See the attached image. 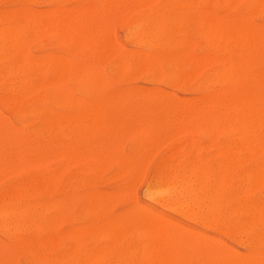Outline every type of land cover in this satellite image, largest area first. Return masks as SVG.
I'll use <instances>...</instances> for the list:
<instances>
[{
    "label": "rangeland",
    "instance_id": "374dc122",
    "mask_svg": "<svg viewBox=\"0 0 264 264\" xmlns=\"http://www.w3.org/2000/svg\"><path fill=\"white\" fill-rule=\"evenodd\" d=\"M21 1H19V0H0V16L2 17V18H0V26L1 27L7 26V27H5V30H6V28L8 30H10V28H11V30L17 29V31H19L21 33V41H20L18 47L15 49V51H12V50H9L6 52L0 51V75H1L0 81H2V82H0V99H1L0 100V114H1L0 115V140H1V137L3 138V142L0 141V146L5 147L7 151L8 150L10 151L12 149V151L14 152V155H13L12 151H11V153H9V155L10 156L13 155V156H11V158L14 157V159H15V160L11 159L10 162H8V160L10 159L9 156H7L9 151L7 152V154H5V157H4V155H1V153H0L1 161H2V157H3V161H4V158H6L4 162L2 161L3 164L0 163L1 164L0 165V168H1L0 172H3L4 168L6 167L5 168L6 170L4 171V173H0V199L4 198L5 192H7L5 196L8 195L10 188L12 189L14 186H16L18 184H23L24 180H25L24 184H30L31 181L33 180V178H35V177L39 178V176H40V179L45 178V179L49 180L50 178L56 177L58 175L57 178H59V179H58L57 183L53 187L51 186L52 188L50 187L51 191H49V192L47 191L44 194V197H43V194L40 195L36 192H33L32 190L30 191L29 190L30 188H29L27 191L30 192V194L26 191V195H27L26 201H29L33 204H38L41 207H42V203H43V205H45V207L43 206V209H44L47 206H49L50 203L56 202V200L58 198L57 195L64 194V195H66L65 197L67 198V202L69 204H67V202H66L65 209H64V211L66 213L65 215H62V214L57 215L55 213L49 214V212H48V214L45 215L46 217L45 216H39V215L35 217L34 215H36V214L25 213L22 218L15 219L16 221L13 219L12 220L13 222L11 221V219H8V221H7V219H0V221H1L0 222V250H1V246H2V250H1L2 253H0V262H1L0 264H12L13 260H14L13 264H18V263L19 264H25V262H26V264H29V263L30 264L31 263L32 264H38V263L39 264H49V263L55 264V262H56V264H64L65 262H66L65 264H78V263L83 264V261H84V264H94V262H95V264H98L97 261H99V264H103V262H104V264H108V263L109 264H115L116 262H118L120 264H124L126 262H129V263L132 262L133 263L134 261H135V264H141L143 259H144L142 250L144 249V247L146 245L148 248L149 244H150V246H149V248H150L153 244L151 242H153V240H154L153 239V240L149 241V239L151 237L149 238L148 235H151L153 233L149 234L150 233L149 230H151V229L148 230L147 226H145V225H148V228H149L151 226V224L154 222L153 220H151V223H149L148 220H144V219H146V217H148L149 212H150V214L153 213L155 215H158L159 217L157 216V219L160 218V220H161V217H162V219H164L165 221L169 220V221H167V223H171V225H173L172 224V222H173V223H176L177 226H183V227H186L188 230H190V233L184 232V231H181L179 229H176V227H174V229H173V227L170 228L171 226L169 227V224H168V227L166 228L167 229L166 232H167V237H168L167 240H168V243L171 244V246H170L171 248L169 250L170 253L167 251V253H168L167 260H166V257H167V254H166L165 257L162 256L164 261L161 260L160 264H161V262H162V264H164L165 261H166L165 264H167V263L168 264H175V262H176V264H178V261L180 262V260L183 261L184 264H200V262H201V264H203V263L209 264V262H210V264H213V263L215 264V262H216L215 259L218 257L217 253L219 254V252H220V251L218 252L220 247H222L224 249V251H223L221 248V254H220L221 256L222 255L224 256L225 253L228 251L231 252V250L233 253V250H234L233 254H235V255L231 254V255H233V257H230V259H229L230 264H232V263L234 264V262L236 263V262L242 261L243 257H245V258H243V261H245L248 264H254V262H255V264L256 263L258 264L259 262H260V264H263L264 263V238H263L264 237V234H263L264 233V184H263L264 183V178H263L264 177V152H263L264 151V127L262 128V130H260V129H256V131L254 130L253 136L251 137L250 142H249V138H247L248 135L246 136V133L248 134V131H247L248 126H245V124L242 121L239 122V120H235L236 121L235 122L233 120V123L234 122L235 123L232 124V122H231V124L229 123L228 126H226V125L225 126H219L218 125V128L220 130H218V128H216L217 125L215 122L219 120V117H220V120H221V118L224 119V118L229 117L227 115H229L228 111H230L231 109H228V105H227L228 103L227 102L230 101L229 99H233L234 97L239 95V93L240 94H244V92L249 93V94L251 93V95L254 96V98L257 96L256 97L257 100H259V101L264 100V98H263L264 97V88H263L264 87V77H263V74H261L262 72L264 73V47H263L264 46V44H263L264 43V40H263L264 39L263 38L264 37L263 36L264 35V18H263V16L264 15L261 14V13L264 14V8L262 10L258 7L248 9L247 8L249 5L248 0H240L237 2H233L234 4L230 0H217V1H215V0H210V1L209 0H194L193 5L191 4L192 5V7H191L192 8L191 9L192 14L197 15V14H203L205 12V14H207V15L210 14L208 16H212V17L214 16L212 14H215V16L213 18L218 19L219 22H222L225 25H228L229 23L232 25L234 23V17H237V18L242 17V18H244V20L246 22L248 21L247 22L248 24H250V22H251V24H250L251 27L253 28L254 32L256 31L255 34L257 37V39H256L257 43L255 42L253 50H252V47H251V49H249V51L252 50L251 52L248 51V53H250L251 55L249 54L250 56H248L247 53H243L244 58L241 59L242 50L240 48L236 47L235 43L232 42V40L230 41V43H227V41L226 42L220 41L221 43L216 42L217 44L216 43L211 44V42L208 41L209 42V44H208V42H206V41L210 39V36L207 35L209 33H207L205 29H204V31H202L203 28H201V27H190V28H195L196 30L195 29L194 30L196 32L192 29L190 31V29L187 28L188 33H186L187 32V31H185L186 28H185V30H183L184 29L183 28V29H181L183 31L178 30L174 34V38L177 40L181 39V41L182 40L188 41L187 45L190 44V45H188V47L189 46L190 47L187 48V54L189 55V60L187 59L186 61L182 62L181 65L182 64H184V65L181 66L178 71H176L175 67L178 66L176 59L175 58H174V60L172 59V62H171V59L170 60H168V59L170 56L172 57V54L174 55L175 53H179L180 52L179 49L171 48L167 44H166L167 45L166 46L164 43H163L164 44L163 45L161 42L159 45H156L155 49L150 50V49L143 47L141 45L132 44L128 40V35L133 28V24L140 19H144V17L146 18V16H147L146 14L149 13L153 7H154L153 9L159 8L163 4L167 3L168 0H163V1L162 0H154V1L153 0H138V1L137 0H125V1L120 0L121 2L119 0H113V1L111 0L112 2H110L108 0H104V1L103 0H86V1L85 0H57V2H56V0H55V2H53V0L52 1L51 0H24V1L21 0ZM49 1L53 2V4L50 3ZM101 1L103 3H101ZM169 1H172V2H175L178 4H184L186 0H169ZM197 1L199 3H201L202 1L204 2L202 4H203V7L205 6L204 7L205 10H201L197 7V5H198ZM227 1H229V3ZM226 2H227V4H226ZM126 3H127V5H126ZM218 3H220V4H218ZM246 3H248V4H246ZM230 4L232 6H230ZM157 5H159V6H157ZM77 6H78V8H77ZM86 6L88 8L87 10L84 8ZM92 6H93V8H92ZM116 6H118V7H116ZM53 7H55L56 9L58 8V10L56 11V9ZM59 7H61V9ZM82 8L84 9V12H83ZM22 9L24 11H22ZM48 9L51 10V13H50V11H48ZM52 9H53V11H52ZM54 9H55V11H54ZM59 9H60V11H59ZM79 9H81L80 15H81V13L83 15H84V13L87 14V15H84L85 18L84 17L83 18L84 19L87 18L86 22L88 25H91V24L94 25V23L97 22V24L95 23V25H98L99 27L98 26H94V27L100 28L99 31H101V34L99 33L98 29L96 28L95 35L97 33H99L97 35L101 36V37L98 36L100 39H96L98 37H95V35L90 32L88 27L91 28L92 26L90 27V26L86 25L84 20L81 18L83 15L81 17L79 15ZM92 9H93V11H92ZM257 9H259V10H257ZM26 10L28 11V13ZM70 10H71V12H70ZM245 10H246V12L248 11L250 13L247 12L248 13L247 14L245 12ZM17 11H18V15L16 14ZM39 11L40 12L47 11V12L45 13V16H44V13L38 14L37 12H39ZM88 11H90V13ZM218 11H220L221 14H219L220 12H218ZM11 12L15 13V14H12ZM20 12H23L24 14H29L30 16H31V13L33 12L32 16H31L32 21L30 20L29 22H24V21L22 22L20 20L21 18L17 19V17H19V15H21V14L23 15V13H20ZM34 12H36V15L38 14L37 15L38 22L37 21H35V22L40 29L37 28L35 25L33 16L36 17V15ZM2 13H6V14L4 15ZM49 13L51 15L46 16V14H49ZM63 13H65V14L63 15ZM67 13H68V16H67ZM73 13H74V15H73ZM7 14L9 15L8 17H7ZM89 14H92V16ZM58 15H61L62 17L66 16L65 18L64 17L62 18L63 20H66V21L71 20V18L69 16L72 15L71 16L72 19L75 21L77 20L76 22L78 23V27L79 28L81 27L80 29H82V27H84V29L89 30L87 33H85V35H87V37L85 38V35H83V33L80 30H78V36L76 38L77 40L75 39V37H76V35L74 34L75 32H72V34H73V35H71L72 39H71V37L69 38V40L70 39L72 40V41H70L71 46L69 45L70 42L68 39L65 40V41H67L68 44L64 40L60 41L62 38L61 36L59 37V39H60L59 40L60 42H59L55 38V36L56 37L59 36L57 34H60V31H61V30H59V28H60L59 25H60L62 19L59 16L60 21L57 20ZM95 15H97L98 20H100V21L96 20L97 18L95 19V17H94ZM40 16L44 20L48 19L50 16L55 17V18L54 17L52 18L54 21L52 23H54V24L50 27V29L52 27L54 28V29L52 28L53 30L51 29V33H53V35L49 32L50 31L49 29L45 30L43 27H41L40 23L42 22L43 19H41ZM74 16L76 18H74ZM225 16H226V18H228V17L229 18L226 20ZM135 17H136V20H135ZM231 17L233 18V20ZM9 18H11L10 20H12L14 22L10 21ZM1 19L4 21L2 22ZM14 19H16V20H14ZM5 21H7V22H5ZM17 21H20L21 23L17 22ZM90 22H91V24H90ZM80 23H81V26L79 25ZM8 24H10V25H8ZM230 24H229V26L231 28ZM28 25L30 26V29H29ZM33 25H34V28H33ZM9 26H10V28H9ZM19 26L22 28H19ZM31 26H32V28H31ZM55 26H57V27L55 28ZM12 27H14V28H12ZM94 27H93V29H94ZM56 29L58 30V33L56 32ZM93 29H91L92 32H94ZM2 30H4V29L2 28ZM2 30L0 29V31H2ZM27 30L29 32L28 34H26ZM38 30L42 32V35H43V33L44 34L48 33L51 35H48V36L44 35L42 37V36H40L41 32H39ZM35 31H36V34H35ZM43 31H45V32H43ZM199 31H200V33H199ZM192 32L194 33V35H192L193 34ZM204 33H205L204 36H206V41L204 39L202 41V38H204L202 35ZM54 34H55V36H54ZM258 34H260L262 37L259 36ZM74 35H75V37H74ZM196 35L198 36V38L196 37ZM107 36H108V38H107ZM200 36H202V37L200 38ZM29 37H30V40H29ZM78 37L81 41L80 42L81 44L84 43L85 45H87L90 48L85 47L84 44H83L84 48L82 47L81 44L78 45V43H79ZM88 37H90V40L96 39L95 41H97V42L96 43L92 42L94 40L90 41L88 39ZM104 37H106V38H104ZM22 38H24V39L22 40ZM25 38H27L28 40H26ZM34 38H36V39H34ZM109 38H110V40H109ZM199 38H200V41H198ZM74 39L78 42H76V41L74 42ZM82 40H84V41L82 42ZM0 41H1L0 45H2L1 38H0ZM23 41H24V43H23ZM63 41L66 44H63ZM114 41H116V43ZM210 41H211V39H210ZM106 42H108V45ZM228 42H229V40H228ZM260 42H262V43H260ZM22 43L23 44L26 43V44L23 45ZM191 43H193V45ZM225 43L227 44V47L225 46L226 45ZM95 44H99V45H95ZM117 44H119V45H117ZM110 45H112V46H110ZM113 45H114V47H113ZM98 46H100V47H98ZM255 46L256 47L258 46V47L255 48ZM77 47H78V50H77ZM115 47H116V49H115ZM221 47L224 49L221 50ZM21 48H23V49H21ZM99 48H100V50H102V48H103V51H99ZM111 48H112V50L114 49L113 50L114 55L108 54V56H107V52L110 51ZM119 48H121V49H119ZM218 48H219V50H218ZM24 49H27L28 51H25ZM156 49L158 50V52H156ZM227 49L230 51H227ZM18 50H19V52H18ZM75 50H76V52H75ZM134 50H136V51H134ZM139 50H141V51H139ZM235 50H237V53L239 54L238 55L239 59L237 57V53ZM105 51H106V53H105ZM125 51L126 52L128 51V53H126ZM13 52H15L16 55ZM86 52L88 53V55ZM114 52L115 53L117 52V53L115 54ZM161 52H162V54H157V53H161ZM170 52H171V54H170ZM9 53H10V55H9ZM20 53L24 54V56L26 58L24 60H21V63H20V59L17 58L18 57L17 55H19ZM27 53H29V54L27 55ZM110 53H112V52H110ZM124 53H126V55H124ZM141 53H143V54L145 53L144 54L145 56H142V57L150 59V60H148V62L151 61V63H147V59H146V60L142 61L141 68L136 69L135 64L137 62L140 66L138 57L141 56ZM252 53L253 54L255 53L256 56L254 57V55ZM258 53L261 56V58L258 55ZM165 54H166V56L164 57ZM191 54L195 55L193 57H195L196 60H198V59L200 60V58H202L203 60H206V57L208 59V62H204V65H203L201 71L199 70V73L197 72L198 74H196V71L194 69L190 70L194 66L193 63H195L194 58H192L193 61L191 60V57H192ZM41 55H42V59H41ZM43 55H45V58H43ZM47 55H48L47 58L50 59V62L54 61L53 60L54 58H55V60L61 59V58L65 59V61L68 62L69 66H71V64H72L71 68L73 67L72 68L73 70L75 67H77L76 68L77 70L79 68V70H84V71H88V72H91L92 69L94 70V71L92 70V72H91L93 79H94V73H95V79H99L104 86V91H102L98 96V100L101 102V104H103V106H102L103 109L101 111L113 112V110H114V113H116V110H117L116 114H121V113H124L126 110L125 114H123L125 117L127 116V113H128V116L124 119V121L121 120L122 122L121 121L118 122L119 125H118V123H111L113 125H117L116 129H118V127H119V129L117 131L118 133L116 132L115 127L113 125H111L112 126L111 127L109 123H108L109 125L107 124L108 126L107 125L101 126V127H103V129L101 128L99 130V128H96L94 130L95 133L93 131H91V133H86V132H90V131H88L85 126H74V127H72L71 124L69 125L67 122H65L66 125L63 123L62 129L59 132V138L60 139L58 141H57L56 135H54V138L52 135H47V134H46V136H44V138H43V136L42 137L39 136L40 139H39V137H37V139H36L35 136L31 137V134L34 133L35 130H38L39 128L43 127V123H39V122H42L39 115H38V118H31V115H25L24 113L22 114V111L20 112L21 109L19 108V104L28 103L30 105L32 103L33 98H35L37 95L42 93V89H39L37 92H35L33 95H31V98H30V96H24L22 94V92H19L22 90L21 87L23 86V83L20 81H23V80L27 81L28 80L27 81L28 84L29 83L33 84V83L39 82L38 81L39 78L41 79L42 76L45 74L44 68L47 65L46 64L47 60L46 61H44V60L46 59ZM81 55H82V57H81ZM91 55H94L95 57L94 56L92 57ZM101 55H102V57H101ZM137 55H138V57H137ZM168 55H169V57H168ZM175 55H177V54H175ZM30 56H32L31 57L32 59L30 58ZM148 56H149V58H148ZM12 57L14 58V60ZM28 57H29V59H28ZM36 57H37V60L40 57V62H39V60L38 61L36 60ZM135 57H136V59H135ZM251 57L253 58V60L251 59ZM95 58H96V60H95ZM211 58L215 59V60H213V62H212ZM229 58L231 60H229ZM247 58L248 59L250 58L249 61ZM254 58H255V60H254ZM152 59H153V61H152ZM216 59L218 61H216ZM232 59H233V62L231 63ZM29 60H30V63H29ZM190 60L193 62L192 64H190L191 63ZM219 60H220V62H219ZM225 60H226V62L229 61L231 64L236 63V65L238 66V70L236 71V73L234 72V74L227 81V83H226V80L221 81V75H220V71L224 68V65H226ZM235 60H236V62H235ZM242 60H246V63ZM262 60H263V62H262ZM9 61H10V63H9ZM96 61L98 62V64L99 63L100 64L98 65ZM241 61H242V64H241ZM256 61H258V62H256ZM93 62L95 63V65H93V67H92ZM243 62L245 64H243ZM250 62H251V64H250ZM163 63L166 65V67H164ZM176 63H177V65H176ZM14 64H15V68H14ZM16 64H17L18 68H17ZM120 64H121V68H120ZM138 64H136V65H138ZM168 64H169V66H168ZM247 64H248V66H251V67H249V69L251 70V68H252L253 71L252 70L249 71V69L247 71V68L246 69L244 68V65H245V67H247L246 66ZM31 65H32V69L30 67ZM111 65H113L114 67ZM122 65H123V67L125 65H128V68L126 70H124ZM150 65H151V67H150ZM172 65H174V66H172ZM239 65H240V67H239ZM78 66H80V67L84 66V69H83V67H82V69H80V67H78ZM40 67H42V69ZM87 67H88V70H87ZM143 67H144V69H143ZM148 67L150 68V70ZM154 67H155V73L153 71ZM34 68H37V69L34 70ZM117 68H118V70H117ZM217 68L219 69V73H218ZM243 68H244V70H242V72H241V69H243ZM39 69L41 70L40 73H39ZM76 69H75V71H76ZM119 69H121V72H118ZM172 69H174V73H172V71H173ZM188 69H189V71H188ZM4 70H6V72ZM8 70H9V72H8ZM127 70H129L130 73ZM156 70H157V72H156ZM168 70H169V72H171L172 77H170V73L168 72ZM256 70H257L258 74H257ZM150 71H151V73H154V75L151 74L152 78H150V73L148 75V72H150ZM117 72L120 75V78H119V75L117 74ZM135 72L137 75L135 74ZM165 72H167V73H165ZM189 72L193 73V75H191V74L189 75ZM240 72L243 75V78H242V75H240ZM5 73H6V77H5ZM159 73H160V75H159ZM132 74H134V75H132ZM186 74L188 75L189 79L188 78L186 79ZM245 74H246V77H245ZM29 75H30V79H29ZM35 75H36V77H35ZM96 75H97V78H96ZM100 75L103 78H101ZM124 75L127 78H125ZM168 75H169L170 80L168 78ZM249 75H250V77H249ZM1 77L3 80L1 79ZM32 77H34V78H32ZM68 77H70V78H68ZM68 77L65 78L64 80L60 81L58 84V87L61 88L62 90H65L68 95H70L74 98L77 97L78 99H83L77 91V89H78L77 85H79L78 81H75L74 78L72 79L71 74ZM72 77H73V74H72ZM129 77H131V78H129ZM190 77H191V80H190ZM254 77H255V79H253ZM7 78H8V81H7ZM158 78H160V79H158ZM165 78H167V79H165ZM260 78H261V81H259ZM237 80H238V82H237ZM69 81L70 82L71 81L76 82V84L74 83L75 84L74 85V84H72L73 82H71V85H70ZM217 81H218V83H217ZM229 81H231V82L229 83ZM234 81H236V85H235ZM257 81H258V83H257ZM3 82H4V84H3ZM23 82H25V81H23ZM254 82H256V84ZM174 83L176 84V86ZM239 83L241 85L243 84L242 86L244 87L245 90H246V88L249 89L248 86H250V85L251 86L253 85V87H252L251 91L249 90L250 92H248V89L246 90L247 91L246 92L242 86L240 87ZM246 83H248V85ZM13 84H14V86H13ZM233 84H234V86H232ZM6 85L8 87L7 90H6ZM72 85L76 86V87L74 88ZM191 86H192V88H191ZM234 87L236 88V90L234 89ZM151 88L154 92V93L152 92V94H151V91H149V90H151ZM155 88L157 89L156 91H154ZM254 88L256 91L254 90ZM8 89L9 90L12 89L13 93H14L15 89H17L14 93L15 96L13 94L12 95L10 94L9 98H8V96L5 95V93H4L5 91H8ZM129 89H130V92H129ZM259 89H260V92L258 93ZM159 91H162V92H159ZM238 91H239V93H238ZM16 92H18L17 95H16ZM127 93H128V95H127ZM256 93H258V94H256ZM234 94H236V95H234ZM3 95H5V97H3ZM210 95L212 96L211 98H213L212 101H211ZM11 96H13V98H11V100H10ZM18 96H20L21 99L18 98ZM112 96H113L114 101H113V99L110 100L112 98ZM130 96H132V99ZM207 96H208V98H207ZM218 96L221 99L218 98ZM15 97L17 99L16 101H18L17 104L15 103V100H14ZM123 97H124V99H123ZM128 97L130 99L127 101ZM142 97H144V98L142 99ZM217 98L220 99L222 102L220 103V100H219V103L217 104V102H218ZM5 99H6V101H4ZM7 99H9L10 101L7 102ZM12 99H13V101H12ZM203 99H204V102H203ZM208 99L210 100L209 106H208ZM137 100H139L138 104H137ZM164 100H165V102H164ZM3 101L5 102V104ZM111 101H112V104H111ZM152 101H153V103L154 102L156 103V104L154 103L155 106H153L154 104L153 105L150 104V102L152 103ZM162 101L164 102L162 108L164 107V109H165V106L168 104L166 106V108L169 107L170 108V110L168 108L169 111H167V109H166L167 112L164 109H160V108L158 109V107H161V106H159V104L162 105ZM213 101H214V104H213ZM11 102L15 107L11 104ZM145 102H146V104H145ZM200 102H202V103H200ZM205 102L207 103V106H206ZM109 103L112 106H106L105 107V105H107ZM215 103H216V106H214ZM223 103H224V105H222ZM115 104H116V106H115ZM189 104L191 106H189ZM7 105L10 109L7 107ZM144 105H145V107H144ZM156 105H158V107H156ZM129 106H130V108H129ZM147 106H148V109H147ZM151 106H153V108L155 107L154 111L152 110V108H150V110H149V107H151ZM188 106H189V108H188ZM13 107H14V110H12ZM44 107H45V109H44ZM171 107L173 108V110L171 109ZM175 107H176V109L174 110ZM58 108L60 109L61 107H57L56 104L53 105V102H51V103L46 102V104L45 103L43 104V109L47 110V113L49 112V114H51L52 116L54 115V117H56V118L60 117V115L62 116L61 118H63L64 115L66 116V114H64V113H66V110H68L69 108L68 107L67 108L62 107L60 110ZM107 108H108V110H107ZM142 108H144V110ZM156 108L158 110H161V111L164 110V111L160 112V114H156V112L159 113V111L156 110ZM193 108H194V110H193ZM199 108H200V110H199ZM180 109H181V111L184 110L183 114L180 113ZM10 110H11V112H10ZM15 110L17 113L15 112ZM201 110H203L204 113ZM214 110H216V114H215ZM120 111H121V113H120ZM132 111H133V113H132ZM142 111H143V115L141 114ZM148 111L150 114H148ZM170 111L171 112L175 111V112L172 115V113H170ZM194 111L197 113L199 111L201 112L200 113V119H201L200 121H199V113H198V116L196 113L197 119L195 118V116H193V115H195ZM205 111H206V115H205ZM67 112H69V110ZM176 112H178V114H176ZM207 112H208V115H207ZM219 112H221V113H219ZM224 112H226V115ZM138 113L140 116H142L143 120H141V117H139L137 115ZM161 113H165V115L162 116L163 119L166 116V113L168 115V117H165V119L167 120L165 122H167V123H164V126H163V124H161L159 122V120L162 119L160 116H159L160 119L158 118L159 120H157V118H155V114H156V117H158V115H161ZM192 113H193V115H192ZM2 114H3V116H2ZM147 114H148V116H147ZM170 114L172 116H170ZM186 114H187V117H185ZM189 114L191 115L192 118L190 117ZM20 115H21V117H20ZM67 115H68V113H67ZM221 115L223 117H221ZM151 116L153 117L154 121H152ZM201 116H202V118H201ZM211 116H213L214 118L213 117L211 118ZM217 116H218V118H217ZM144 117H145V119H144ZM146 117H149L147 122H145L147 119ZM209 117L211 118V120ZM133 118H137L136 123L134 121L135 119H133ZM172 118L174 119V122H173ZM1 119H2V121H1ZM32 119L35 120L36 124L31 122ZM168 119H170V124H169ZM175 119H176V124H175ZM194 119H196V120L194 121ZM206 119H208V120H206ZM37 120H40V121L37 122ZM125 120H126V123H124ZM140 120H141L142 124L140 123ZM177 120H178V124H177ZM184 120H185V122H184ZM197 120H198V122H197ZM202 120L204 123L206 121L208 123L204 124L202 122ZM180 121H181L182 125H181ZM120 123L122 124L121 126H120ZM197 123H198V125L195 126V124H197ZM199 123H200V125H199ZM212 123L214 125H211ZM1 124L4 126L3 128L1 126ZM23 124H25L26 126ZM159 124H161V126H163V127L158 126ZM187 124H188V126H187ZM201 124H202L203 128H202ZM207 124H208V126H207ZM21 125H22V127H21ZM123 125H126V128ZM137 125H138V127H137ZM149 125H151V127ZM173 125H175V126H173ZM210 125H211V127H210ZM23 126L26 128L24 129ZM236 126H237V128H236ZM71 127H72V129H71ZM81 127H82V129H81ZM109 127H111V128L109 129ZM197 127H201V128L198 129ZM1 128L3 129V131ZM123 128H124V130H123ZM131 128H132V131H131ZM140 128H141V130H140ZM159 128H160V131L158 130L159 131V133H158L157 129H159ZM163 128H164V130H163ZM169 128H170V130H169ZM194 128H195V130H194ZM209 128L211 130H209ZM212 128H214V129L212 130ZM243 128H244V130H243ZM5 129H7V130L9 129L8 132L7 131L5 132ZM31 129H33V131L30 133ZM165 129L169 130L168 133H166L167 131ZM245 129H247V130H245ZM16 130H18L17 131L18 136L16 135L17 134ZM63 130H64V133H62ZM77 130H78V132H81V133L84 132L86 134V137L84 134L85 138L82 136L83 141L81 139L79 140L78 145H76L75 142L73 141L74 135H76L75 132H77ZM98 130H99V132H98ZM119 130L122 131V133H121L122 139L120 138L121 134L119 132H121V131H119ZM204 130H205V132H204ZM217 130H218V134H217ZM233 130L237 134L236 133L233 134ZM11 131H13V132L11 133ZM257 131L258 132L261 131V132H259V134H258ZM1 132H3L4 134L10 132L11 133V140H8V136L10 138V133L7 136V134L3 135V133L1 134ZM107 132H110V135H109V133L107 134ZM112 132H113V134H112ZM133 132H134V134H133ZM153 132L155 134H153ZM239 132H240V134H239ZM100 133H102V135ZM66 134H67V136H66ZM68 134L69 135L71 134L72 137L68 136ZM129 134L131 136H129ZM151 134H152V136H155V137H157V135H158V137H157L158 140L155 139V137L152 138ZM242 134H244V135H242ZM140 135H142V136L140 137ZM149 135H150V137H149ZM228 135L230 137V144H229ZM115 136L117 138V142H115V140H116ZM232 136L234 139L232 138ZM245 136H246V140H245ZM12 137H13V139H12ZM211 137H213V138L211 139ZM227 137H228V139H226ZM262 137H263V139H262ZM4 138L6 140L5 144H4V141H5ZM86 138H87V141H86ZM104 138H105V140H104ZM242 138L244 140H242ZM70 139L72 140V142ZM151 139H152V141H150ZM13 140L15 141V143ZM35 140H36V142L34 144ZM40 140H41L42 144L40 143ZM107 140L109 141V143L106 142ZM9 141H10L11 145L9 144ZM55 141H57V144ZM68 141H69V143H68ZM91 141H92V143H91ZM155 141H156V143L154 145L153 143ZM232 141H233V143H237L240 145L241 144L246 145L248 147L247 152L250 154L248 156L247 152H241L240 154L242 156H244L243 159H242V156H240V154L235 156L234 165H233V168L231 169V173H230L231 174L230 179L232 178L231 184L230 185L228 184L229 189L226 187V189H224L221 193H222V195H228L230 193V191L233 189L242 190V188H243V190H248L247 197H246L248 203L251 205L254 204L253 205L254 207L252 206L253 211H251V212L250 211H243V212L239 211V212H236L235 215L232 216L235 224L238 223V225L237 224L235 225V227L236 228L238 227V229L235 228V231H234L231 228L232 231L229 230L230 233L227 232V235H226V230L228 231V228H221L220 227V229H219V226L211 225V224L209 227L208 226L209 224H205L201 220L199 222V221H197L199 219L193 218L191 216L192 210L190 213L187 212V211H190L188 209L186 212H184V213L179 212V214H178L176 212L177 210H174V208L172 209L171 207L165 206V204L163 202L151 200L149 198L148 192H149L150 188L156 183L155 180L156 181L158 180V177L161 175L162 172L164 174L176 173L177 169H178V171L180 170L181 164H182V166H184L185 164L188 165L189 163L191 164L193 162H202L203 163L204 160H205V162L203 164H205V163H210L212 161H216V159L218 160V158H220L219 160H221V157L217 156L218 149L224 150L225 146L232 145ZM16 142H18V144ZM25 142H27L29 145H27ZM63 142H64V145L62 144ZM89 142H90V144H89ZM256 142L258 145L256 144ZM6 143H8V145H10L9 146L10 148L8 147V145ZM72 143H74V145ZM16 144H17V146H16ZM66 144H67L68 148H67ZM96 144H97V146H96ZM105 144H107V146ZM110 144H111V146H110ZM218 144L220 145L221 148H219ZM253 144H254V146H253ZM35 145L38 146V149H37V147L35 148ZM90 145H91V147H90ZM147 145H148L149 150L147 148ZM21 146H27L26 149H25V147H24V149L26 151L28 149V151L27 152L25 151V153H24L23 147L21 149ZM40 146L42 147V149L44 147V150H42V149L39 150ZM75 146L77 147V149L75 148ZM153 146H154V148H153ZM17 147H20V150L23 152H20V151L17 152V149H18ZM73 147L76 149V153H73V152H75ZM97 147H98V149H97ZM114 147H116V149H117L116 151H115ZM111 148H112V150H111ZM146 149H147V151L146 152L144 151V153H146V154H144V156H143V150H146ZM252 149H254V152ZM60 150H61V152L59 153ZM77 150H80V152L77 153ZM98 150H99V152L97 153ZM105 150H106V152H105ZM140 150H141V152H140ZM36 151H39V153H36ZM51 151H52L53 155H52ZM90 151H93V153H91ZM101 151H102V153H101ZM255 151H256V153H255ZM16 152H17V155H15ZM29 152H31V153H29ZM33 152H34V154H33ZM94 152H96V153H94ZM148 152L152 155V157L148 156ZM215 152H216V155H214ZM20 153H21V155H20ZM62 153L64 154V157H63ZM69 153H71L72 155L71 154L69 155ZM114 153H115V155H114ZM23 154H24L25 158L23 157ZM25 154H27V156ZM28 154H30L29 155L30 157L28 156ZM43 154H44V159H43ZM106 154H107V156H106ZM141 154H142V156H141ZM33 155H34V157H33ZM36 155H37V159H39V161L38 160L36 161ZM66 155H67V157H66ZM78 155L81 158L78 159ZM186 155H187V157H186ZM213 155H214V157L212 158L211 156H213ZM250 155H251V157H250ZM19 156L21 158L19 159L18 164H16ZM75 156H77V157H75ZM147 156L150 159H148V158L146 159ZM16 157H18V158L16 159ZM69 157H71V158H69ZM83 157L85 159H83ZM133 157H134V159H133ZM191 157H192V159H191ZM210 157H211L212 161H210L211 160ZM215 157H216V159H215ZM23 158H24V160H23ZM27 158H29V159H27ZM30 158H33V159L30 161ZM64 158H66V161ZM97 158H98V160H97ZM105 158L108 162L104 161ZM112 158H113V160H112ZM203 158H205V159H203ZM245 158H247V159L249 158V159L244 160ZM69 159L72 161V163H70ZM144 159H145V161H144ZM237 159H239V160H237ZM12 160H13V163H12ZM147 160H148V162H147ZM28 161H29V163H28ZM7 162H8V164H7ZM40 162H42V164L44 163L45 166L41 165ZM145 162H146V164H145ZM256 162L259 166L255 165V167H254V163L256 164ZM14 163L16 164V166ZM36 163H40V164L38 165ZM62 163H64V164H62ZM95 163H97V164H95ZM109 163H110V166H109ZM124 163H126V165ZM237 163L238 164L240 163V164L237 165ZM12 164H13V166H12ZM72 164H73V167H72ZM74 164H76V165H74ZM177 164H178V166H177ZM19 165H20V167H19ZM31 165L33 167V168H31L32 170L30 169ZM92 165L94 167H92ZM23 166L24 167L26 166V169H28V171H25L24 170L25 168ZM140 166L141 167L143 166L142 169L140 168ZM170 166H171V169H169ZM135 167H136V170H135ZM255 168L257 169V171ZM21 169H22V171H21ZM101 169H103V170H101ZM252 169H253V171H252ZM43 170H44V172L42 173ZM133 170H134V172L132 173ZM168 170L169 171L172 170V171L169 172ZM7 171H8V173H7ZM11 171H12V174H10V176H9V172H11ZM135 171H137V173H135ZM213 171H215V169ZM240 171L242 172V174ZM254 171H256V172H254ZM15 172H16V176H15ZM140 172H143V173L141 174ZM247 172H248V174H246ZM253 172L255 173L254 174L255 178L257 177L256 180L254 178V180L251 182V180L253 179L252 178L250 181H248L250 174L252 176ZM262 172H263V174H262ZM6 173H7V176H4L3 174L6 175ZM21 173L23 174V176H21ZM163 173H162V175H164ZM236 173H238V174L236 175ZM259 173H260L261 178L259 176ZM93 174H94V176H93ZM256 174H257V176H256ZM132 175L134 176V178ZM245 175H246V177H245ZM248 175H249V177H248ZM24 176H25V179H24ZM44 176H46V177H44ZM49 176H50V178H49ZM238 176H239V178H238ZM154 177H156V178H154ZM242 177H244V178H242ZM27 179H29V180H27ZM257 179H258V181H257ZM17 180H18V182H17ZM235 181H237L236 185H235ZM243 181H244V184H243ZM256 182H257V184L253 185ZM150 183H151V185H150ZM251 183H252V186H251ZM244 185H245V187H243ZM11 186H13V187H11ZM239 186H241L240 189H239ZM252 187H254L255 189H253ZM62 188H64V191H62L63 190ZM65 188H66V190H65ZM249 191H251V193ZM54 195H56L55 196L56 200L54 199ZM8 197L7 198L5 197V200L7 202H9L10 204H14V202H12V200L9 199ZM95 197H96V199H95ZM93 198H94V200H93ZM103 198H104V200H103ZM97 199H98V201H97ZM92 201H93V203H92ZM39 202L40 203L42 202L41 205ZM80 203H81V205H80ZM95 203H96V205H95ZM85 205H86V207H85ZM88 205H91L92 207L90 206L91 207L90 208ZM137 205H139V206L136 207ZM82 207L84 209H82ZM101 208H103L104 210L102 209V211H101ZM40 209L38 210V212H41V211L44 212V210L42 208H40ZM95 210L97 211V215L94 216V218L89 217L90 216L89 213H92V211L96 212ZM147 210H149L148 213H147ZM186 213H187V215H186L187 217L185 216ZM241 213L242 214L244 213V215H242ZM247 213L248 214L250 213V215H248ZM87 214H88V217H87ZM146 214H147V216H146ZM47 216H48V219H47ZM102 216H104L105 220L106 219L107 220L105 221L104 217H102ZM40 217H42V218H40ZM118 217H119V219H118ZM149 217H150V219H152L151 216H149ZM153 217H154V215H153ZM125 218H126V221H125ZM239 218H240V220H239ZM84 219H85V221H84ZM76 220H77V222H76ZM103 220L105 221V223ZM108 220L109 221L113 220V222H117L118 228L121 231L118 233L117 237L113 236L114 238H110L111 235L109 234V231L107 228V223H106ZM142 220H144V221H142ZM154 220H156V218ZM244 220L245 221L248 220V221L243 222ZM251 220H253V223ZM118 221L120 224L118 223ZM239 221H241V222H239ZM95 222H96V224H95ZM144 222H145V225H144ZM146 222H148V224ZM157 222H158V220H157ZM157 222H156V225L160 224V228L162 226L166 225V223L165 224L162 223V225H161V223H159V222L157 223ZM242 222H243V224H242ZM258 222H259V224H258ZM5 223L9 227L6 228ZM13 223H14V225L12 226ZM24 223H25V225L27 223V226H25ZM31 223L33 224V226ZM122 223L125 224L124 228H123ZM201 223L203 226L201 225ZM244 223L246 224V226ZM57 224H58V226H57ZM97 224H100V225H97ZM247 224H248V226H247ZM254 224H255V226L253 227ZM23 225L26 227L25 229H24ZM28 225H29V227H28ZM81 225L83 226L82 229H81V227H82ZM85 225L88 228V230L85 227ZM126 225H128V227H126ZM139 225H140V227L137 228V226H139ZM154 225H155V223H154ZM2 226H3V230L5 227L6 231L2 230ZM19 226H21V228L23 227L24 230L20 229ZM141 226H143V229L145 226V229L148 232L146 234V236L143 237V239L145 240V244H141V243H144V240L141 239V236H143V235L141 234L140 237H138L139 235L137 236V234H139V231H141V229H142ZM241 226H243V227H241ZM30 227L32 228L33 231L29 230ZM33 227H34V229H33ZM49 227H50V229H49ZM51 227L54 229H52ZM130 227L133 228V230L130 229ZM135 228H137V230L134 231ZM164 228L165 227H163V229H162V231L164 232V235L162 234V236L166 238ZM48 229H49V231H51V233L48 231ZM90 229H92V230H90ZM100 229H101V231H100ZM145 229H144V231H146ZM28 230L31 231L30 235L28 234L29 233ZM45 230H47V231H45ZM124 230H126L125 232H127V230H128V232H127V234L124 233V235H123L122 232H124ZM244 230H245V232H243ZM251 230H252V232H251ZM44 231H45V233H44ZM70 231H72L74 233H72ZM82 231H84V232H82ZM107 231H108V233H107ZM144 231H142V233H144ZM192 231L194 234L192 233ZM233 231H234V233H233ZM260 231H262V232L260 233ZM48 232H49V234H48ZM99 232H101L100 236H99ZM246 232H248V233H246ZM253 232H255L256 234ZM53 233H54V235H53ZM58 233H59V235H58ZM63 233H65V234L63 235ZM75 233H76V235H75ZM97 233H98V237H96ZM195 233H197L198 235L201 234V236L203 235V237H200V235H199V238H198V235ZM258 233L261 236L258 235ZM32 234L34 237L31 236ZM108 234L110 235L109 236L110 240L107 239ZM168 234L170 235V237L168 236ZM46 235L49 239L48 238L46 239ZM61 235H62V238H61ZM69 235H70V237H69ZM71 235H73L72 239H71ZM78 235L83 237V238L79 237ZM104 235H106V238H104L105 237ZM257 235L259 237H257ZM64 236H66V237H64ZM88 236H90V237H88ZM251 236L254 238L251 239ZM9 237H10V240H9ZM17 237H18V240L16 241L15 238L17 239ZM26 237H28V241L30 240L29 242L27 241ZM153 237L156 238V236L154 234H153ZM171 237H172L171 240H174V241L169 240ZM22 238H23V241H22ZM50 238H51V240H53L52 242L50 241ZM59 238H60V240H59ZM64 238H66V239H64ZM132 238H133V240H132ZM244 238H246V241L244 240ZM77 239H79V240H77ZM255 239H258L257 243H256ZM11 240H13V241L11 242ZM24 240H25V242H24ZM76 240H77V242H76ZM111 240H113V241L110 242ZM114 240H115L116 244L114 243ZM190 240H193L197 243V248H196L195 242L192 241L193 244H195V245L193 246V244H192L193 248L191 249ZM32 241L34 243H32ZM41 241H42V243H41ZM47 241H48L49 246L47 248H45L46 249L45 251H44L43 247H38L39 244H44V243L46 244ZM55 241H56V244H55ZM146 241L148 244L146 243ZM259 241H261V242L259 243ZM37 242H39V243L37 244ZM180 243H182V244L180 245ZM30 244H31V247H30ZM109 244H111V245H109ZM183 244L189 245L188 247L185 246L186 250H183V249H185ZM223 244H225V246ZM246 244L248 246H246ZM5 245H6V247H5ZM22 245H24V248L20 249ZM106 245H108L109 248L106 247ZM118 245H119V247H118ZM136 245L138 248L136 247ZM140 245H141V247H140ZM172 245H173V247L175 246L173 249H172ZM198 245L201 246L200 248L203 249V251H201V249L198 248L199 247ZM215 245L217 246V248L215 247ZM15 246H16V248H15ZM36 246H37V249H35ZM60 246H62V248H60ZM64 246H66L67 248ZM94 246H95V248H94ZM123 246H125L126 249ZM131 246H132V251H134V253L131 251ZM210 246L212 247V249L210 248ZM218 246H219V248H218ZM226 246H228L227 249H226ZM249 246H251V247H249ZM87 247H88V249H87ZM128 247L130 249H128ZM176 247H178L177 250H176ZM194 247L196 249H194ZM214 247H215V249H214ZM18 248H19V250H18ZM89 248H91V249H89ZM97 248H98V250L100 249L103 252V256H102L100 251H97V254L94 252V250L95 249L97 250ZM120 248H121V250H120ZM133 248H137V249H133ZM187 248H189V249H187ZM208 248H209V250H208ZM229 248H231V249L229 250ZM28 249L30 250V254H29ZM103 249H104V251L106 250L105 253H104ZM122 249H123V251H122ZM197 249H198V252H197ZM16 250H17V252H16ZM124 250L126 252L128 251L127 256H126V254H122V253H124ZM180 250H181L182 256L180 254ZM182 250H183V252H182ZM211 250H212V252H210ZM21 251H22V253H21ZM90 251H93L94 253H90ZM113 251H115L117 253V255ZM253 251H255V252H253ZM18 252H20V254ZM23 252L25 254H23ZM131 252H132V254H131ZM178 252H179V254H177ZM34 253H35V255H34ZM56 253H57V255H56ZM119 253L122 256V258L119 255ZM189 253L192 255H190ZM200 253H203L204 256H203V254H200ZM205 253H206V256L208 259L206 258ZM211 253H213V256H212L213 258L211 257V255H212ZM98 254H100V255H98ZM104 254H105V256H104ZM184 254L186 257L183 256ZM187 254H189L190 256H187ZM6 255H7V257H6ZM8 255L10 256V259H9ZM37 255H38V257H37ZM41 255H43L45 258L43 259V257H41ZM55 255H56V257H55ZM68 255H69V257H68ZM197 255H198V257H197ZM59 256H60V258H59ZM74 256H76V257H74ZM101 256H102V258H101ZM115 256H116V258H115ZM250 256L252 258L249 259L247 262V258H250ZM1 257L3 258L2 261H1V259H2ZM91 257H92V259H91ZM98 257H100V258H98ZM113 257H114V260H113ZM136 257H137V259H136ZM169 257H171V258H169ZM183 257H185V259ZM189 257H190V259H189ZM4 258L6 260H4ZM79 258H81V259L79 260ZM105 258H107V261L105 260ZM109 258H111V260H113V261H110ZM118 258H120V260H117ZM174 258H175V260H174ZM204 258H205V260H204ZM210 258H211V261H210ZM27 259H28V261H27ZM38 259H39V261H38ZM61 259H63V260H61ZM96 259H98V260H96ZM115 259H116V261H115ZM170 259L174 260L175 262L170 260ZM176 259L178 261H176ZM193 259H194L195 263H192ZM200 259H203L204 262L200 261ZM212 259H213V261H212ZM262 260H263V263L261 262ZM8 261H9V263H8ZM71 261H72V263H71ZM205 261H206V263H205ZM180 263H182V262H180Z\"/></svg>",
    "mask_w": 264,
    "mask_h": 264
},
{
    "label": "bare ground",
    "instance_id": "6f19581e",
    "mask_svg": "<svg viewBox=\"0 0 264 264\" xmlns=\"http://www.w3.org/2000/svg\"><path fill=\"white\" fill-rule=\"evenodd\" d=\"M19 1H21V0H19ZM24 1V0H23ZM52 1V0H51ZM86 1V0H85ZM104 1V0H103ZM108 1H110V2H112L111 0H108ZM120 1V0H119ZM122 1V0H121ZM120 1V2H121ZM125 1V0H124ZM138 1V0H137ZM154 1V0H153ZM163 1V0H162ZM194 0H186L185 1V3L184 4H178V3H175V2H172V1H169L168 0V2L167 3H165V4H163L161 7H159V8H155V9H153L152 8V10L149 12V13H147L146 15V18L144 17V19H140V20H138V21H136L134 24H133V28H132V30L130 31V33H129V35H128V40L132 43V44H136V45H141V46H143V47H146V48H148V49H150V50H153V49H155L156 48V45H159L161 42H162V44L164 43L165 45L167 44L168 46H170L171 48H175V49H179L180 50V52L179 53H175V54H177V55H173L172 54V57L170 56L169 57V55H168V57H169V59L168 60H170L171 59V62H172V59L174 60V58L176 59V62L178 63V66H176L175 67V70L176 71H178L179 70V68L181 67V66H183L184 64H182L181 65V63L182 62H184V61H186L187 59L189 60V55L187 54V48H189L188 47V45H190V44H188L187 45V40H182L181 41V39L180 40H177V39H175L174 38V34L178 31V30H181V29H183V30H185V28H186V30L185 31H187L188 29L187 28H189L190 29V31H191V29L192 30H194L195 28H190V27H201V28H203V30L202 31H204V29L206 30V32L207 33H209V34H207V35H209L210 36V39H211V41H210V39L209 40H207L206 41V36H204L205 35V33L202 35L204 38H202V41H203V39L206 41V42H211V44L213 43V44H215L216 42H220V41H223V42H226L227 41V43H230V41L232 40V42H234L235 43V45H236V47H238V48H240L241 50H242V53H241V55L243 56V53H247L248 54V56H250L251 54L250 53H248V51H249V49H251V47H252V50L254 49L253 47H254V45H255V42L257 43V41H256V39H257V37H256V34H255V32H254V30H253V28L251 27V22H250V24H248L245 20H244V18H242V17H234V23L231 25L230 23V25H231V28H230V26H229V24L228 25H225L224 23H222V22H219L218 21V19H216V18H213L214 16H215V14H212V15H214L213 17L212 16H208V15H210V14H205V12L203 13V14H197V15H195V14H192V12H191V7H192V5H193V2ZM210 1V0H209ZM215 1H217V0H215ZM230 1H232V3L233 2H237V1H240V0H230ZM249 2V5H248V9H252V8H260L261 10L264 8V0H248ZM22 2V1H21ZM50 2V1H49ZM53 2H55V0H53ZM53 2H50V3H52L53 4ZM56 2H57V0H56ZM88 2V1H87ZM107 2V1H106ZM118 2V1H117ZM116 2V3H117ZM198 2V1H197ZM220 2V1H219ZM228 3H229V1H227ZM227 2H226V4H227ZM246 2V1H245ZM100 3V2H99ZM101 3H103L102 1H101ZM105 3V2H104ZM119 3V2H118ZM130 3V2H129ZM136 3V2H135ZM162 3V2H161ZM202 3H204L203 1L201 2V3H199L198 2V5H197V7L199 8V9H201V10H205V6L203 7V4ZM207 3V2H206ZM211 3V2H210ZM231 3V2H230ZM244 3V2H243ZM248 3H246V4H248ZM55 4V3H54ZM58 4V3H57ZM106 4V3H105ZM122 4V3H121ZM192 4V5H191ZM209 4V3H208ZM218 4H220V3H218ZM223 4V3H222ZM234 4V3H233ZM236 4V3H235ZM100 5V4H99ZM114 5V4H113ZM120 5V4H119ZM126 5H127V3H126ZM245 5V4H244ZM89 6V5H88ZM134 6V5H133ZM142 6V5H141ZM157 6H159V5H157ZM218 6V5H217ZM220 6V5H219ZM230 6H232L231 4H230ZM82 7V6H81ZM91 7V6H90ZM103 7V6H102ZM106 7V6H105ZM116 7H118V6H116ZM194 7V6H193ZM53 8H55V7H53ZM60 9H61V7H59ZM77 8H78V6H77ZM86 10L88 9L87 8V6L86 7H84ZM92 8H93V6H92ZM140 8V7H139ZM142 8V7H141ZM151 8V7H150ZM197 8V9H198ZM203 8V9H202ZM209 8V7H208ZM218 8V7H217ZM246 8V7H245ZM56 9V8H55ZM55 9H54V11H55ZM60 9H59V11H60ZM117 9V8H116ZM212 9V8H211ZM21 10V9H20ZM28 10V9H27ZM26 10V11H27ZM58 10V8L56 9V11ZM65 10V9H64ZM82 10H83V12H84V9L82 8ZM85 10V11H86ZM208 10V9H207ZM213 10V9H212ZM217 10V9H216ZM254 10V9H253ZM257 10H259V9H257ZM22 11H24L23 9H22ZM30 11V10H29ZM48 11H50V13H51V10H49L48 9ZM52 11H53V9H52ZM92 11H93V9H92ZM107 11V10H106ZM252 11V10H251ZM47 11H42V12H37L38 14H42V13H44V16H45V13H46ZM70 12H71V10H70ZM69 12V13H70ZM78 12V11H77ZM80 12H81V9H79V15H80ZM89 13H90V11H88ZM132 12V11H131ZM134 12V11H133ZM146 12V11H145ZM148 12V11H147ZM218 12H220V11H218ZM245 12H246V10H245ZM248 12V11H247ZM246 12V13H247ZM253 12V11H252ZM257 12V11H256ZM8 13V12H7ZM12 13V12H11ZM20 13H23V12H20ZM27 13H28V11H27ZM33 13V12H32ZM32 13H31V16H32ZM35 13V15H36V12H34ZM46 14V16L48 15H51V14ZM58 13V12H57ZM223 13V12H222ZM248 13H250V12H248ZM247 13V14H248ZM2 14H6V13H2ZM12 14H15V13H12ZM17 15H18V11H17V13H16ZM37 14V15H38ZM53 14V13H52ZM55 14V13H54ZM60 14V13H59ZM65 13H63V15H64ZM95 14V13H94ZM97 14V13H96ZM129 14V13H128ZM127 14V15H128ZM219 14H221V12L219 13ZM262 15H264L263 13H261ZM37 15H36V17H34L33 16V18H34V22L35 21H37L38 22V17H37ZM56 15V14H55ZM62 15V14H61ZM61 15H58V19L57 20H59L60 21V19H59V16H60V18L62 19L63 17L61 16ZM70 15V14H69ZM73 15H74V13H73ZM83 14L81 13V15H80V17L82 16ZM84 15H87L86 13H84ZM84 15L81 17L83 20H84V22L86 23V25H88L87 24V22H86V20H87V18L86 19H84L85 17H84ZM89 15H91L92 16V14H89ZM9 15L7 14V17H8ZM31 16L29 15V14H24L23 13V15L21 14V15H19V17H17V19H20L22 22L24 21V22H29L32 18H31ZM43 16V15H42ZM57 16V15H56ZM67 16H68V13H67ZM72 16V15H71ZM71 16H69L70 18H71V20H68V21H66V20H63L62 19V21H61V23H60V25H59V30H61L60 31V34H57V35H59V36H55V34H54V36H55V38L59 41L60 39H59V37L61 36L62 38H61V40L60 41H62V40H69V38L71 37V35H73L72 34V32H75L74 34L76 35V37H75V35H74V37H75V39L77 38V36H78V30H80L82 33H83V35H85V33H87L89 30H90V32L91 33H93L94 35H95V30H96V28L94 27V26H98V25H95V23L97 24V22H95L94 23V25L93 24H91V22H90V24L91 25H88V26H92L91 28H89L88 26V29L86 30V29H84V27H82V29H80L79 27H78V23L75 21V20H73L72 19V17ZM145 16V15H144ZM11 17V16H10ZM16 17V16H15ZM41 17V16H40ZM51 17V16H50ZM48 18V19H43L42 17H41V19H43L42 20V22L40 23L41 24V27H43L45 30L47 29H49L50 31V33H51V29L53 28H51L50 29V27L54 24V23H52V22H54L53 21V17H51V18ZM66 17V16H65ZM64 17V18H65ZM68 17V18H69ZM84 17V18H83ZM95 17V19L96 20H98V17H97V15H95L94 16ZM107 17V16H106ZM0 18H2L1 16H0ZM55 18V17H54ZM74 18H76L75 16H74ZM103 18V17H102ZM123 18V17H122ZM141 18V17H140ZM229 18V17H228ZM228 18H226V16H225V19L227 20ZM232 18V17H231ZM230 18V19H231ZM236 18V19H235ZM263 18H264V16H263ZM5 19V18H4ZM7 19V18H6ZM11 18H9V20H10ZM101 19V18H100ZM134 19V18H133ZM229 19V20H230ZM14 20H16V19H14ZM82 20V21H83ZM135 20H136V17H135ZM221 20V19H220ZM232 20H233V18H232ZM1 21L3 22L4 20H2L1 19ZM8 21V20H7ZM7 21H5V22H7ZM10 21H12V20H10ZM32 21V20H31ZM90 21V20H89ZM98 21H100V20H98ZM134 21V20H133ZM1 22V23H2ZM12 22H14V21H12ZM17 22H20V21H17ZM58 22V21H57ZM121 22V21H120ZM229 22V21H228ZM10 23V22H9ZM21 23V22H20ZM82 23V22H81ZM81 23L79 24L80 26H81ZM89 23V22H88ZM14 24V23H13ZM103 24V23H102ZM7 25V24H6ZM8 25H10V24H8ZM24 25V24H23ZM27 25V24H26ZM30 25V24H29ZM28 25V26H29ZM35 25H36V27L37 28H39L38 26H37V24H36V22H35ZM39 25V24H38ZM3 26V25H2ZM40 26V25H39ZM255 26V25H254ZM1 27V26H0ZM5 27H7V26H5ZM5 27H1L0 29L2 30V28L4 29V30H2V31H0V38H1V40H2V45H0L1 47H0V51H2V52H6V51H9V50H12V51H15V49L18 47V45H19V43H20V41H21V33L19 32V31H17V29L15 30H11V28H10V26H9V28H10V30H8L7 28H6V30H5ZM57 26H55V28H56ZM93 27H94V29H93ZM99 27V26H98ZM12 28H14V27H12ZM19 28H22V27H20L19 26ZM31 28H32V26H31ZM33 28H34V25H33ZM24 29V28H23ZM29 29H30V26H29ZM40 29V28H39ZM54 29V28H53ZM52 29V30H53ZM58 29V28H57ZM56 29V32L58 33V30ZM91 29H93L94 30V32H92L91 31ZM98 29V31L100 30V28H97ZM8 30V31H7ZM33 30V29H32ZM31 30V31H32ZM77 30V31H76ZM183 30H181V31H183ZM196 30V29H195ZM194 30V31H195ZM198 30V29H197ZM200 30V31H201ZM21 31V30H20ZM25 31V30H24ZM39 31V30H38ZM112 31V30H111ZM129 31V30H128ZM193 31V32H194ZM200 31H199V33H200ZM263 31V30H262ZM39 32H41V31H39ZM43 32H45V31H43ZM77 32V33H76ZM192 32V33H193ZM196 32V31H195ZM29 32H28V30H27V33L26 34H28ZM31 33V32H30ZM99 33L101 34V31H99ZM99 33H97V34H99ZM105 33V32H104ZM103 33V34H104ZM113 33V32H112ZM186 33H188V31L186 32ZM203 33V32H202ZM35 34H36V31H35ZM52 35H53V33H51ZM51 34H44L43 33V35H42V32H41V35L40 36H44V35H51ZM90 34V33H89ZM96 34V35H97ZM102 34V35H103ZM107 34V33H106ZM39 35V34H38ZM82 35V36H83ZM93 35V36H94ZM95 35V37H101L100 35H97L96 36ZM192 35H194V33L192 34ZM201 35V34H200ZM259 36H261L260 34H258ZM33 36V35H32ZM36 36V35H35ZM91 36V35H90ZM104 36V35H103ZM109 36V35H108ZM108 36H107V38H108ZM202 36H200V38L202 37ZM258 36V37H259ZM264 36V35H263ZM23 37V36H22ZM73 37V38H74ZM87 37V35H85V38ZM96 38V39H100V38ZM111 37V36H110ZM196 37L198 38V36L196 35ZM208 37V36H207ZM262 37V36H261ZM260 37V38H261ZM93 38V37H92ZM104 38H106V37H104ZM200 38H199V40L198 41H200ZM264 38V37H263ZM24 38H22V40H23ZM26 40H28L27 38H25ZM34 39H36V38H34ZM39 39V38H38ZM71 39H72V37H71ZM69 40V42L70 41H72V40ZM74 39V42L77 40H75ZM88 39L90 40V37H88ZM95 39V40H96ZM208 39V38H207ZM29 40H30V37H29ZM43 40V39H42ZM56 40V41H57ZM88 40V41H89ZM92 40H94V39H91L90 41H92ZM92 41V42H97V41ZM109 40H110V38H109ZM108 40V41H109ZM228 40H229V42H228ZM260 40V39H259ZM262 40V39H261ZM264 40V39H263ZM33 41V40H32ZM59 41V42H60ZM63 41V44H66L67 43V41H65L64 42ZM78 41H79V43H78V45H80L81 43V41H80V39H79V37H78ZM78 41H76V42H78ZM84 40H82V42H83ZM112 41V40H111ZM197 41V42H198ZM91 42V43H92ZM115 43H116V41H114ZM190 42V41H189ZM193 42V41H192ZM209 42H208V44H209ZM0 43H1V41H0ZM23 43H24V41H23ZM22 43V44H23ZM34 43V42H33ZM107 43V45H108V42H106ZM110 43V42H109ZM113 43V42H112ZM201 43V42H200ZM221 43V42H220ZM219 43V44H220ZM233 43V44H234ZM260 43H262V42H260ZM21 44V45H22ZM26 44V43H25ZM25 44H23V45H25ZM62 44V43H61ZM60 44V45H61ZM68 44V43H67ZM76 44V43H75ZM84 44V43H83ZM83 44H81L82 45V47L85 45H83ZM90 44V43H89ZM163 44V45H164ZM192 45H193V43H191ZM210 44V45H211ZM217 44V43H216ZM226 44V43H225ZM259 44V43H258ZM264 44V43H263ZM262 44V45H263ZM70 46H71V42H70V44H69ZM93 45V44H92ZM95 45H99V44H95ZM117 45H119V44H117ZM166 45V46H167ZM222 45V44H221ZM261 45V46H262ZM77 46V45H76ZM105 46V45H104ZM110 46H112V45H110ZM202 46V45H201ZM208 46V45H207ZM212 46V45H211ZM219 46V45H218ZM226 47H227V44L225 45ZM230 46V45H229ZM232 46V45H231ZM79 47V46H78ZM78 47H77V50H78ZM81 47V46H80ZM81 47V48H82ZM85 47H88L87 45H85ZM98 47H100V46H98ZM107 47V46H106ZM113 47H114V45H113ZM121 47V46H120ZM160 47V46H159ZM235 47V48H236ZM258 47V46H257ZM256 46H255V48H257ZM264 47V46H263ZM71 48V47H70ZM75 48V47H74ZM84 48V47H83ZM88 48H90V47H88ZM105 48V47H104ZM108 48V47H107ZM110 48V47H109ZM118 48V47H117ZM122 48V47H121ZM121 48H119V49H121ZM161 48V47H160ZM200 48V47H199ZM215 48V47H214ZM21 49H23V48H21ZM72 49V48H71ZM70 49V50H71ZM76 49V48H75ZM98 49V48H97ZM115 49H116V47H115ZM118 49V50H119ZM167 49V48H166ZM197 49V48H196ZM224 48H222L221 47V50H223ZM231 49V48H230ZM234 49V48H233ZM25 51H28L27 49H24ZM105 50V49H104ZM107 50V49H106ZM114 50V49H113ZM113 50H112V48H111V50L110 51H108L107 52V56H108V54H113ZM173 50V49H172ZM218 50H219V48H218ZM251 50V51H252ZM97 51V50H96ZM99 51H103V48H102V50H100V48H99ZM134 51H136V50H134ZM139 51H141V50H139ZM155 51V50H154ZM227 51H230V50H228L227 49ZM232 51V50H231ZM236 51V53H237V50H235ZM251 51H249V52H251ZM18 52H19V50H18ZM67 52V51H66ZM70 52V51H69ZM75 52H76V50H75ZM84 52V51H83ZM82 52V53H83ZM110 52H112V53H110ZM123 52V51H122ZM126 52V51H125ZM132 52V51H131ZM153 52V51H152ZM156 52H158V50L156 49ZM256 52V51H255ZM13 53H15V52H13ZM87 53V52H86ZM96 53V52H95ZM105 53H106V51H105ZM115 53V52H114ZM117 53V52H116ZM115 53V54H116ZM126 53H128V51L126 52ZM126 53H124V55H126ZM154 53V52H153ZM220 53V52H219ZM5 54V53H4ZM12 54V53H11ZM18 54V53H17ZM29 53H27V55H28ZM102 54V53H101ZM145 54V53H144ZM143 53H141V56H139L138 57V55H137V57H138V60H139V63H140V66H139V64H138V62L136 63V64H138V65H136L135 64V68L136 69H138V68H141V63H142V61H144V60H146L147 58H145V57H142V56H145ZM155 54V53H154ZM157 54H162V52L161 53H157ZM167 54V53H166ZM166 54L164 55V57L166 56ZM170 54H171V52H170ZM235 54V53H234ZM250 54V55H249ZM253 54V53H252ZM9 55H10V53H9ZM15 55H16V53H15ZM54 55V54H53ZM75 55V54H74ZM77 55V54H76ZM87 55H88V53H87ZM96 55V54H95ZM114 55V54H113ZM130 55V54H129ZM238 53H237V57H238ZM245 55V54H244ZM254 55V57L256 56L255 55V53L253 54ZM258 55H259V53H258ZM262 55V54H261ZM4 56V55H3ZM8 56V55H7ZM18 57V59H20V63H21V60H24V59H26L25 58V56H24V54H19V55H17ZM51 56V55H50ZM49 56V57H50ZM62 56V55H61ZM92 57L94 56V55H91ZM100 56V55H99ZM120 56V55H119ZM158 56V55H157ZM191 60H192V58H194V62L195 63H193L191 60V63L190 64H194V66H193V68H191L190 70H192V69H194L195 71H196V74H198L199 73V70L201 71V69H202V67H203V65H204V62H208V59H207V57H206V60H203L202 58H200V60L198 59V60H196V58L195 57H193V56H195V55H193V54H191ZM199 56V55H198ZM241 56V59H243L244 58V56L242 57ZM246 56V55H245ZM260 56V55H259ZM9 57V56H8ZM15 57V56H14ZM32 56H30V58H31ZM48 57V55L46 56V59L44 60V61H46L47 60V62H46V66H45V68H44V75L42 76V78L40 79L39 78V82H36V83H33V84H28V80L26 81V80H23V81H25V82H23V81H20V82H22L23 83V86L21 87L22 88V90L21 91H19V92H22V94L24 95V96H30V98H31V95H33L35 92H37L39 89H42V93L41 94H39V95H37L35 98H33V100H32V103L29 105L28 103H25V104H19V108L21 109L20 110V112L22 111V114L24 113L25 115H31V118H38V115H39V117L41 118V121L42 122H39L40 120H37V122H39V123H43V127L42 128H39L38 130H35L34 131V133H32L31 134V137H36V139H37V137H39V136H43V138H44V136H46V134L47 135H52L53 136V138H54V135H56V137H57V141L60 139L59 138V132H60V130L62 129V125H63V123L65 124V122H67L69 125L71 124L72 125V127H74V126H85L86 127V129L88 130V131H90V132H86V133H91V131H93L94 132V130L96 129V128H99V130L102 128L103 129V127H101V126H103V125H107L108 123L110 124V126L111 125H113V124H111V123H118L119 121H124V119L128 116V113H127V116L125 117L123 114H125V112H126V110H125V112L124 113H121V111H120V113L121 114H116L117 113V110H116V113H114V110H113V112H104V111H101L102 109H103V104H101V102L98 100V96H99V94L102 92V91H104V86H103V84H102V82L99 80V79H95V73H94V79H93V76H92V70H91V72H88V71H84V70H79V68H78V70L76 69L77 67H75L74 68V70L71 68V66H72V64H71V66H69V64H68V62H66L65 61V59H56L55 60V58L53 59L54 61H52V62H50V59H48L47 58ZM81 57H82V55H81ZM91 57V58H92ZM95 57V56H94ZM101 57H102V55H101ZM132 57V56H131ZM167 57V58H168ZM197 57V56H196ZM247 57V56H246ZM263 57V56H262ZM13 58V57H12ZM43 58H45V55H43ZM70 58V57H69ZM106 58V57H105ZM130 58V57H129ZM148 58H149V56H148ZM159 58V57H158ZM215 58V57H214ZM260 58H261V56H260ZM28 59H29V57H28ZM32 59V58H31ZM41 59H42V55H41ZM121 59V58H120ZM131 59V58H130ZM135 59H136V57H135ZM154 59V58H153ZM153 59H152V61H153ZM202 59V60H201ZM212 59V58H211ZM221 59V58H220ZM238 59H239V57H238ZM246 59V58H245ZM248 59V58H247ZM250 59V58H249ZM249 59H248V61H249ZM251 59L253 60V58L251 57ZM9 60V59H8ZM13 60H14V58H13ZM36 60H37V57H36ZM38 60H39V62H40V57L38 58ZM37 60V61H38ZM49 60V61H48ZM68 60V59H67ZM95 60H96V58H95ZM94 60V61H95ZM99 60V59H98ZM97 60V61H98ZM148 60H150V59H147V63H151V61H149L148 62ZM213 60H215V59H212V62H213ZM227 60V59H226ZM226 60H225V62H226ZM229 60H231L230 58H229ZM254 60H255V58H254ZM43 61V60H42ZM96 61V62H97ZM157 61V60H156ZM216 61H218L217 59H216ZM242 61H244L245 63H246V60H242ZM242 61H241V64H242ZM24 62V61H23ZM121 62V61H120ZM159 62V61H158ZM167 62V61H166ZM219 62H220V60H219ZM233 62V59H232V61H231V63ZM235 62H236V60H235ZM243 62V64H245ZM256 62H258V61H256ZM262 62H263V60H262ZM9 63H10V61H9ZM29 63H30V60H29ZM37 63V62H36ZM75 63V62H74ZM177 63H176V65H177ZM223 63V62H222ZM229 61L228 62H226V65H224V68L220 71V75H221V81L222 80H226V83H227V81L231 78V76L234 74V72L236 73V71L238 70V66L236 65V63L235 64H231ZM240 63V62H239ZM19 64V63H18ZM33 64V63H32ZM39 64V63H38ZM45 64V63H44ZM49 64V65H48ZM97 64H98V62H97ZM100 64V63H99ZM98 64V65H99ZM164 64V63H163ZM174 64V63H173ZM250 64H251V62H250ZM13 65V64H12ZM24 65V64H23ZM93 65H95V63L93 62V64H92V67H93ZM156 65V64H155ZM209 65V64H208ZM16 66H17V64H16ZM111 66H113V65H111ZM168 66H169V64H168ZM172 66H174V65H172ZM171 66V67H172ZM243 66V65H242ZM247 67H245V65H244V68L246 69L247 68V71H248V69H249V67H251V66H248V64L246 65ZM257 66V65H256ZM13 67V66H12ZM26 67V66H25ZM31 67V69H32V65L30 66ZM78 67H80V66H78ZM82 67H83V69H84V66H81L80 67V69H82ZM114 67V66H113ZM122 67H123V65H122ZM150 67H151V65H150ZM164 67H166V65L164 64ZM239 67H240V65H239ZM14 68H15V64H14ZM17 68H18V66H17ZM41 69H42V67H40ZM120 68H121V64H120ZM128 68V65H125L124 67H123V69L124 70H126ZM130 68V67H129ZM134 68V67H133ZM149 68V67H148ZM189 68V67H188ZM244 68L243 69H241V72H242V70H244ZM4 69V68H3ZM10 69V68H9ZM20 69V68H19ZM35 69H37V68H34V70ZM75 69H76V71H75ZM143 69H144V67H143ZM154 70V73H155V67L153 68ZM187 69V68H186ZM218 69V68H217ZM263 69V68H262ZM14 70V69H13ZM16 70V69H15ZM87 70H88V67H87ZM117 70H118V68H117ZM149 70H150V68H149ZM171 70V69H170ZM173 71H172V73H174V69H172ZM251 70H252V68H251ZM250 69H249V71H251ZM5 72H6V70H4ZM40 69H39V73H40ZM94 71V70H93ZM114 71V70H113ZM127 71H129V70H127ZM143 71V70H142ZM188 71H189V69H188ZM253 71V70H252ZM8 72H9V70H8ZM33 72V71H32ZM118 72H121V69H119V71ZM118 72H117V74H118ZM156 72H157V70H156ZM168 72H169V70H168ZM182 72V71H181ZM194 72V71H193ZM198 72V73H197ZM241 72H240V75H242L241 74ZM256 72H257V70H256ZM12 73V72H11ZM129 73H130V71H129ZM149 73H150V78H152L151 77V74H153L154 75V73H151V71L150 72H148V75H149ZM165 73H167V72H165ZM170 73V77H172V75H171V72H169ZM218 73H219V69H218ZM247 73V72H246ZM71 74V78L73 79L74 78V80L75 81H78V83H79V85H77L78 87V89H77V91H78V93L81 95V97L84 99H78L77 97L76 98H74V97H72V96H70V95H68L67 93H66V91L65 90H62L61 88H59L58 87V84H59V82L60 81H62V80H64L65 78H67L69 75ZM72 74H73V77H72ZM103 74V73H102ZM135 74H136V72H135ZM179 74V73H178ZM193 75V73H190L189 72V75ZM244 74V73H243ZM254 74V73H253ZM252 74V75H253ZM257 74H258V72H257ZM261 74H263V77H264V73L262 72ZM4 75V74H3ZM33 75V74H32ZM119 75V74H118ZM131 75V74H130ZM132 75H134V74H132ZM137 75V74H136ZM159 75H160V73H159ZM215 75V74H214ZM218 75V74H217ZM251 75V74H250ZM250 75H249V77H250ZM1 76V75H0ZM185 76V75H184ZM5 77H6V73H5ZM35 77H36V75H35ZM100 77H101V75H100ZM124 77H125V75H124ZM123 77V78H124ZM245 77H246V74H245ZM32 78H34V77H32ZM68 78H70V77H68ZM96 78H97V75H96ZM101 78H103V77H101ZM119 78H120V75H119ZM118 78V79H119ZM125 78H127V77H125ZM129 78H131V77H129ZM168 78H169V75H168ZM189 79V77H188V75L186 74V79ZM194 78V77H193ZM234 78V77H233ZM242 78H243V75H242ZM241 78V79H242ZM252 78V77H251ZM1 79H2V77H1ZM22 79V78H21ZM20 79V80H21ZM29 79H30V75H29ZM38 79V78H37ZM157 79V78H156ZM158 79H160V78H158ZM165 79H167V78H165ZM208 79V78H207ZM236 79V78H235ZM240 79V78H239ZM253 79H255V77L253 78ZM252 79V80H253ZM3 80V79H2ZM152 80V79H151ZM169 80H170V78H169ZM190 80H191V77H190ZM258 80V79H257ZM7 81H8V78H7ZM105 81V80H104ZM177 81V80H176ZM244 81V80H243ZM246 81V80H245ZM259 81H261V78H260V80ZM0 82H2V81H0ZM71 82H73V81H71ZM71 82L69 81V84L71 85ZM189 82V81H188ZM231 81H229V83H230ZM235 82V85H236V81H234ZM237 82H238V80H237ZM9 83V82H8ZM32 83V82H31ZM76 84V82H73L72 84ZM172 83V82H171ZM216 83V82H215ZM217 83H218V81H217ZM220 83V82H219ZM255 84H256V82H254ZM257 83H258V81H257ZM3 84H4V82H3ZM74 84V85H75ZM165 84V83H164ZM175 84V83H174ZM240 84V83H239ZM238 84V85H239ZM247 85H248V83H246ZM254 84V85H255ZM21 85V84H20ZM69 85V86H70ZM229 85V84H228ZM243 85V84H242ZM241 84H240V87L242 86ZM250 85V84H249ZM261 85V84H260ZM13 86H14V84H13ZM16 86V85H15ZM73 86V85H72ZM175 86H176V84H175ZM232 86H234V84L232 85ZM251 86V85H250ZM250 86H248L249 87V89L248 88H246V90L248 89V92H250L251 91V89H252V87H253V85L250 87ZM263 86V85H262ZM74 88L76 87V86H73ZM238 87V86H237ZM243 87V86H242ZM261 87V86H260ZM7 85H6V90H7ZM191 88H192V86H191ZM203 88V87H202ZM205 88V87H204ZM209 88V87H208ZM239 88V87H238ZM259 88V87H258ZM264 88V87H263ZM227 89V88H226ZM234 89L236 90V88L234 87ZM243 89H244V87H243ZM262 89V88H261ZM17 89H15V91H16ZM149 90V89H148ZM157 89L155 88V90L154 91H156ZM197 90V89H196ZM245 90V89H244ZM245 90V91H246ZM250 90V91H249ZM254 90H255V88H254ZM5 91V90H4ZM15 91H14V93H15ZM127 91V90H126ZM149 91H151V94H152V92H153V90H152V88H151V90H149ZM230 91V90H229ZM232 91V90H231ZM256 91V90H255ZM3 92V91H2ZM8 94H7V93ZM129 92H130V89H129ZM128 92V93H129ZM133 92V91H132ZM159 92H162V91H159ZM247 92V91H246ZM260 92V89H259V91H258V93ZM5 93V95H7L8 96V98H9V95L11 94H13L14 95V93H13V90L11 89V90H9L8 89V91H5L4 92ZM17 93L18 92H16V95H17ZM128 93H127V95H128ZM154 93V92H153ZM164 93V92H163ZM214 93V92H213ZM234 93V92H233ZM238 93H239V91H238ZM237 93V94H238ZM258 93H256V94H258ZM262 93V92H261ZM116 94V93H115ZM118 94V93H117ZM133 94V93H132ZM159 94V93H158ZM230 94V93H229ZM5 95H3V97H5ZM19 95V94H18ZM122 95V94H121ZM162 95V94H161ZM234 95H236V94H234ZM233 95V96H234ZM260 95V94H259ZM15 96V95H14ZM114 96V95H113ZM113 96H112V98L110 99V100H112L113 99ZM232 96V97H233ZM117 97V96H116ZM131 97V99H132V96H130ZM146 97V96H145ZM212 96L210 95V98H211ZM224 97V96H223ZM257 97V96H256ZM256 97L254 98V96H252L251 95V93L249 94V93H245L244 92V94H240L239 93V95H237L236 97H234L233 99H229L230 101H228L227 103V105H228V109H231L230 111H228V113H229V115H227V116H229V117H227V118H221V120H220V117H219V120L218 121H216L215 123H216V128H218V125L219 126H228V124L230 123L231 124V122H232V124H234L236 121L235 120H239V122H243L244 124H245V126H248L247 128H248V130L247 129H245V130H247L248 131V134L246 133V136H247V138H249V142H250V139H251V137L253 136V132H254V130L256 131V129H260V130H262V128L264 127V100L263 101H259V100H257L256 99ZM11 98H13V96H11L10 97V100H11ZM18 98H20V96H18ZM119 98V97H118ZM144 97H142V99H143ZM148 98V97H147ZM207 98H208V96H207ZM218 98H220L219 96H218ZM217 98V99H218ZM264 98V97H263ZM21 99V98H20ZM123 99H124V97H123ZM130 98L128 97V99H127V101L129 100ZM221 99V98H220ZM220 99H218L217 101V104L219 103V100ZM262 99V98H261ZM1 100V99H0ZM9 99H7V102L8 101H10ZM15 103L17 104L18 103V101H16L17 99H16V97H15ZM145 100V99H144ZM152 100V99H151ZM213 100V98H211V101ZM4 101H6V99L4 100ZM3 101V102H4ZM12 101H13V99H12ZM31 101V100H30ZM113 101H114V99H113ZM124 101V100H123ZM122 101V102H123ZM138 101L139 100H137V104H138ZM157 101V100H156ZM216 101V100H215ZM46 102L48 103H51V102H53V105L54 104H56L57 105V107H68L69 109V112H67L68 110H66V113H64V114H66V116L64 115L63 116V118H61L62 116L60 115V117H58V118H56V117H54V115L52 116L51 114H49V112L47 113V110H44L45 109V107H44V109H43V104L45 103L46 104ZM144 102V101H143ZM142 102V103H143ZM164 102H165V100H164ZM163 101H162V105L161 104H159V106H161V107H158V105H156V107H158V109L160 108V109H164V107L162 108V106H163V103H164ZM203 102H204V99H203ZM207 102V101H206ZM205 102V104H206V106H207V103ZM209 102H210V100L208 99V106H209ZM222 101L220 100V103H221ZM224 102V101H223ZM116 103V102H115ZM124 103V102H123ZM135 103V102H134ZM155 103V102H154ZM153 103V101H152V103L150 102V104L151 105H153L154 104ZM159 103V102H158ZM157 103V104H158ZM200 103H202V102H200ZM226 103V102H225ZM4 104H5V102H4ZM11 104H12V102H11ZM111 104H112V101H111ZM110 103L109 104H107V105H105V107L106 106H112ZM140 104V103H139ZM144 104V103H143ZM145 104H146V102H145ZM156 104V103H155ZM155 104L153 105V106H155ZM213 104H214V101H213ZM212 104V105H213ZM13 105V104H12ZM121 105V104H120ZM168 105V104H167ZM166 105V106H167ZM173 105V104H172ZM188 105V104H187ZM222 105H224V103L222 104ZM14 106V105H13ZM52 106V105H51ZM115 106H116V104H115ZM132 106V105H131ZM149 106V105H148ZM148 106H147V109H148ZM153 106H151V107H149V110H150V108H152V110L154 111V108H153ZM166 106H165V111H166V109H167V111H169L170 110V108H169V110H168V108H166ZM189 106H191L190 104H189ZM189 106H188V108H189ZM214 106H216V103H215V105ZM226 106V105H225ZM7 107H8V105H7ZM15 107V106H14ZM14 107H13V109L12 110H14ZM54 107V106H53ZM133 107V106H132ZM141 107V106H140ZM144 107H145V105H144ZM193 107V106H192ZM191 107V108H192ZM212 107V106H211ZM220 107V106H219ZM9 108V107H8ZM60 108V109H61ZM114 108V107H113ZM119 108V107H118ZM122 108V107H121ZM126 108V107H125ZM129 108H130V106H129ZM136 108V107H135ZM195 108V107H194ZM194 108H193V110H194ZM205 108V107H204ZM203 108V109H204ZM208 108V107H207ZM213 108V107H212ZM227 108V107H226ZM225 108V109H226ZM10 109V108H9ZM48 109V108H47ZM59 109V108H58ZM59 109V110H60ZM143 110H144V108H142ZM157 108H156V110H158ZM171 109L173 110V108L171 107ZM176 109V107L174 108V110ZM209 109V108H208ZM107 110H108V108H107ZM111 110V109H110ZM129 110V109H128ZM146 110V109H145ZM164 110H162V111H164ZM179 110V109H178ZM198 110V109H197ZM199 110H200V108H199ZM207 110V109H206ZM106 111V110H105ZM131 111V110H130ZM136 111V110H135ZM159 111V113H157L156 112V114H160V112H162L161 110H158ZM166 111V112H167ZM189 111V110H188ZM187 111V112H188ZM192 111V110H191ZM196 111V110H195ZM194 111V113H195V115H193V113H192V115L193 116H195V118L198 116V113H199V121L201 120L200 119V111L197 113V112H195ZM201 111H203V110H201ZM210 111V110H209ZM10 112H11V110H10ZM15 112H16V110H15ZM14 112V113H15ZM19 112V113H20ZM119 112V111H118ZM145 112V111H144ZM175 111H173V112H171L170 111V113H172V115H173V113H174ZM179 112V111H178ZM178 112H176V114H178ZM183 112H184V110L183 111H181V109H180V113H182L183 114ZM214 112H215V114H216V110H214ZM17 113V112H16ZM67 113H68V115H67ZM132 113H133V111H132ZM137 113V112H136ZM179 113V114H180ZM196 113H197V116H196ZM203 113H204V111H203ZM219 113H221V112H219ZM225 113V115H226V112H224ZM63 114V113H62ZM142 115H143V111H142V113H141ZM148 114H150L149 113V111H148ZM148 114H147V116H148ZM156 114H155V118H157V120H159L160 119V117L162 118V119H160L159 120V122L161 123V124H163V126H164V123H167V122H165V121H167L166 119H165V117H168V115H167V113H166V116L164 117V119H163V117L162 116H164L165 115V113H161V115H158V117H156ZM212 114V113H211ZM1 115V114H0ZM136 115V114H135ZM139 117H141V120H143V118H142V116H140L139 115V113L137 114ZM154 115V114H153ZM171 114H170V116H172ZM190 115V114H189ZM204 115V114H203ZM205 115H206V111H205ZM207 115H208V112H207ZM2 116H3V114H2ZM33 116V117H32ZM35 116V117H34ZM134 116V115H133ZM160 116V117H159ZM20 117H21V115H20ZM183 117V116H182ZM185 117H187V114L185 115ZM184 117V118H185ZM190 117H191V115H190ZM208 117V116H207ZM213 116H211V118H212ZM221 117H223L222 115H221ZM226 117V116H225ZM129 118V117H128ZM131 118V117H130ZM147 119H146V121L145 122H147V120H148V118L149 117H146ZM159 118V119H158ZM176 118V117H175ZM181 118V117H180ZM179 118V119H180ZM192 118V117H191ZM201 118H202V116H201ZM205 118V117H204ZM210 118V117H209ZM211 118H210V120H211ZM214 118V117H213ZM217 118H218V116H217ZM133 119H135L134 121H135V123H136V119L137 118H133ZM139 119V118H138ZM144 119H145V117H144ZM151 119H152V121H154L153 120V117L151 116ZM173 119V118H172ZM187 119V118H186ZM190 119V118H189ZM197 119V118H196ZM196 119H194V121L196 120ZM141 120H140V123L142 124V122H141ZM169 120V124H170V119H168ZM206 120H208V119H206ZM209 120V121H210ZM233 120L235 121L234 123H233ZM1 121H2V119H1ZM121 121V122H122ZM192 121V120H191ZM213 121V120H212ZM31 122L32 123H35V120H31ZM173 122H174V119H173ZM184 122H185V120H184ZM197 122H198V120H197ZM202 122H203V120H202ZM10 123V122H9ZM30 123V122H29ZM31 123V124H32ZM124 123H126V120H125V122ZM128 123V122H127ZM131 123V122H130ZM180 123H181V121H180ZM204 123V122H203ZM206 123H208L207 121L204 123V124H206ZM8 124V123H7ZM6 124V125H7ZM30 124V125H31ZM36 124V123H35ZM108 124V125H109ZM132 124V123H131ZM130 124V125H131ZM145 124V123H144ZM151 124V123H150ZM161 124H159L158 126H161ZM172 124V123H171ZM175 124H176V119H175ZM177 124H178V120H177ZM239 124V123H238ZM10 125V124H9ZM23 125H25V124H23ZM66 125V124H65ZM107 125V126H108ZM118 125H119V123H118ZM122 124L120 123V126H121ZM181 125H182V123H181ZM196 125H198V123L197 124H195V126ZM199 125H200V123H199ZM211 125H214L213 123L211 124ZM211 125H210V127H211ZM1 126H2V128L4 127L2 124H1ZM26 126V125H25ZM114 127H115V130H116V132L118 131V129H119V127H118V129H116V127H117V125H113ZM123 126H125V128H126V125H123ZM150 127H151V125H149ZM163 126H161V127H163ZM173 126H175V125H173ZM187 126H188V124H187ZM201 126H202V124H201ZM207 126H208V124H207ZM232 126V125H231ZM235 126V125H234ZM242 126V125H241ZM15 127V126H14ZM21 127H22V125H21ZM24 127V126H23ZM37 127V126H36ZM72 127H71V129H72ZM112 127V126H111ZM111 127H109V129L111 128ZM137 127H138V125H137ZM136 127V128H137ZM166 127V126H165ZM168 127V126H167ZM1 128V129H2ZM26 127H24V129H25ZM35 128V127H34ZM69 128V127H68ZM79 128V127H78ZM108 128V127H107ZM122 128V127H121ZM120 128V129H121ZM149 128V127H148ZM198 129L199 128H201V127H197ZM202 128H203V126H202ZM206 128V127H205ZM236 128H237V126H236ZM240 128V127H239ZM14 129V128H13ZM16 129V128H15ZM37 129V128H36ZM75 129V128H74ZM81 129H82V127H81ZM128 129V128H127ZM126 129V130H127ZM130 129V128H129ZM139 129V128H138ZM154 129V128H153ZM214 128H212V130H213ZM233 129V128H232ZM242 129V128H241ZM9 130V129H8ZM8 130L7 129H5V132L7 131L8 132ZM11 130V129H10ZM99 130H98V132H99ZM114 130V131H115ZM123 130H124V128H123ZM140 130H141V128H140ZM143 130V129H142ZM160 131V128L159 129H157V132L159 133V131ZM163 130H164V128H163ZM166 130V129H165ZM169 130H170V128H169ZM169 130H166L167 132L166 133H168V131ZM194 130H195V128H194ZM203 130V129H202ZM209 130H211L210 128H209ZM218 130H220L219 128H218ZM218 130H217V134H218ZM243 130H244V128H243ZM2 131H3V129H2ZM18 130H16V132H17ZM33 131V129H31V131H30V133ZM105 131V130H104ZM103 131V132H104ZM109 131V130H108ZM119 131H121V130H119ZM131 131H132V128H131ZM228 131V130H227ZM13 131H11V133H12ZM92 132V133H93ZM102 132V133H103ZM162 132V131H161ZM204 132H205V130H204ZM230 132V131H229ZM241 132V131H240ZM240 132H239V134H240ZM245 132V131H244ZM258 132V131H257ZM259 132H261V131H259ZM259 132H258V134H259ZM3 132H1V134H2ZM10 133V132H9ZM9 133H6L7 134V136H8V134ZM11 133H10V138H9V136H8V140H11ZM62 133H64V130H63V132ZM61 133V134H62ZM95 133V132H94ZM102 133H100L101 135H102ZM109 133V135H110V132H107V134ZM118 133V132H117ZM120 134L122 133V131L121 132H119ZM144 133V132H143ZM157 133V134H158ZM214 133V132H213ZM234 133H236L234 130H233V134ZM6 134H4L3 133V135H6ZM14 134V133H13ZM75 134L76 135H74V139H73V141L75 142V144L76 145H78V143H79V140L81 139L82 140V136L84 137V132H78V130H77V132H75ZM112 134H113V132H112ZM128 134V133H127ZM131 134V133H130ZM129 134V136H131ZM133 134H134V132H133ZM138 134V133H137ZM148 134V133H147ZM153 134H155L154 132H153ZM164 134V133H163ZM207 134V133H206ZM209 134V133H208ZM237 134V133H236ZM256 134V133H255ZM17 136H18V132H17V134H16ZM37 135V136H36ZM159 135V134H158ZM158 135H157V137H158ZM242 135H244V134H242ZM263 135V134H262ZM13 136V135H12ZM21 136V135H20ZM30 136V135H29ZM66 136H67V134H66ZM68 136H70V137H72V135L70 134H68ZM88 136V135H87ZM108 136V135H107ZM119 136V135H118ZM117 136V137H118ZM121 136H122V134L120 135V138H121ZM142 135H140V137H141ZM151 136H152V134H151ZM223 136V135H222ZM240 136V135H239ZM246 136H245V140H246ZM16 137V136H15ZM55 137V138H56ZM62 137V136H61ZM85 137H86V134H85ZM84 137V138H85ZM124 137V136H123ZM139 137V138H140ZM149 137H150V135H149ZM153 137H155V136H152V138ZM157 137H155V139H157L158 140V138ZM228 137H229V135H228ZM228 137L226 138V139H228ZM235 137V136H234ZM237 137V136H236ZM7 138V137H6ZM20 138V137H19ZM24 138V137H23ZM46 138V137H45ZM52 138V137H51ZM65 138V137H64ZM88 138V137H87ZM87 138H86V141H87ZM96 138V137H95ZM100 138V137H99ZM112 138V137H111ZM213 137H211V139H212ZM232 138H233V136H232ZM12 139H13V137H12ZM25 139V138H24ZM29 139V138H28ZM39 139H40V137H39ZM72 139V138H71ZM70 139V140H71ZM116 139V140H115ZM115 142H117V138H116V136H115ZM122 139V138H121ZM142 139V138H141ZM154 139V140H155ZM234 139V138H233ZM256 139V138H255ZM262 139H263V137H262ZM4 140H5V138H4ZM7 140V141H8ZM22 140V139H21ZM30 140V139H29ZM54 140V139H53ZM62 140V139H61ZM64 140V139H63ZM94 140V139H93ZM104 140H105V138H104ZM113 140V139H112ZM119 140V139H118ZM242 140H244L243 138H242ZM261 140V139H260ZM0 141H2L3 142V138L1 137V140ZM14 141V140H13ZM32 141V140H31ZM30 141V142H31ZM57 141H55L56 142V144H57ZM66 141V140H65ZM83 141V140H82ZM97 141V140H96ZM150 141H152V139L150 140ZM228 141V140H227ZM255 141V140H254ZM262 141V140H261ZM5 142H6V140L4 141V144H5ZM28 142V141H27ZM27 142H25L27 145H29ZM35 142H36V140L34 141V144H35ZM71 142H72V140H71ZM77 142V143H76ZM85 142V141H84ZM107 143H109V141L107 140L106 141ZM253 142V141H252ZM258 142V141H257ZM257 142H256V144H257ZM263 142V141H262ZM14 143H15V141H14ZM17 144H18V142H16ZM20 143V142H19ZM40 143L42 144V142H41V140H40ZM68 143H69V141H68ZM91 143H92V141H91ZM151 143V142H150ZM155 143H156V141L153 143L154 145H155ZM248 143V142H247ZM7 145H8V143H6ZM9 144L11 145V143H10V141H9ZM17 144H16V146H17ZM48 144V143H47ZM50 144V143H49ZM63 145H64V142L62 143ZM71 144V143H70ZM73 145H74V143H72ZM89 144H90V142H89ZM112 144V143H111ZM111 144H110V146H111ZM116 144V143H115ZM147 144V143H146ZM203 144V143H202ZM226 144V143H225ZM229 144H230V137H229ZM2 145V144H1ZM10 145H8V147L10 146ZM14 145V144H13ZM33 145V144H32ZM31 145V146H32ZM61 145V144H60ZM69 145V144H68ZM81 145V144H80ZM87 145V144H86ZM92 145V144H91ZM91 145H90V147H91ZM100 145V144H99ZM106 146H107V144H105ZM142 145V144H141ZM201 145V144H200ZM223 145V144H222ZM250 145V144H249ZM258 145V144H257ZM30 146V147H31ZM45 146V145H44ZM66 146H67V144H66ZM65 146V147H66ZM70 146V145H69ZM85 146V145H84ZM96 146H97V144H96ZM205 146V145H204ZM218 146H219V148H221L220 147V145L218 144ZM253 146H254V144H253ZM261 146V145H260ZM22 147H23V150H24V153H25V149H26V147L27 146H21V149H22ZM24 147H25V149H24ZM29 147V148H30ZM33 147V146H32ZM37 147V149H38V146L37 145H35V148ZM87 147V146H86ZM102 147V146H101ZM113 147V146H112ZM143 147V146H142ZM256 147V146H255ZM10 148V147H9ZM18 149H17V152H23V151H21L20 150V147H17ZM34 148V149H35ZM57 148V147H56ZM67 148H68V146H67ZM74 148V147H73ZM75 148L77 149V147L75 146ZM74 148V150H75V152H73V153H76V149ZM84 148V147H83ZM110 148V147H109ZM146 148V147H145ZM147 148H148V145H147ZM153 148H154V146H153ZM213 148V147H212ZM257 148V147H256ZM14 149V148H13ZM16 149V148H15ZM36 149V150H37ZM42 149V147L40 146L39 147V150H41ZM79 149V148H78ZM97 149H98V147H97ZM104 149V148H103ZM114 149H115V151L117 150L116 149V147H114ZM139 149V148H138ZM143 149V148H142ZM198 149V148H197ZM32 150V149H31ZM42 150H44V147H43V149ZM93 150V149H92ZM108 150V149H107ZM111 150H112V148H111ZM148 150H149V148H148ZM247 150H248V147L246 146V145H243V144H237V143H233V141H232V145H227V146H225V148H224V150L223 149H218V151H217V156L218 157H221V160H219L220 158H218V160L216 159V157H215V159H216V161H212V159H211V157L213 158L214 157V155H216V152L214 153V155L213 156H211L210 157V161H212V162H210V163H205V164H203L204 162H205V160H204V162L202 163V162H193V163H189L188 165L187 164H185L184 166H182V164H181V166H180V170L178 171V169L176 170V173H170V174H164L163 172V174L164 175H162V173H161V175L158 177V180L156 181L155 180V184L150 188V190H149V192H148V196H149V198L151 199V200H155V201H160V202H163L164 204H165V206H168V207H171L172 209L174 208V210H177L176 212L179 214V212H181V213H184V212H186L188 209L190 210V211H187V212H191V210H192V213H191V216L193 217V218H196V219H199V220H197V221H199L200 222V220L202 221V222H204L205 224H209L208 226L210 227V224L211 225H216V226H219V229H220V227L221 228H228V231L226 230V235H227V232L228 233H230V231L229 230H231V228H232V230H234L235 231V225L237 224L238 225V223H236L235 224V222H234V220H233V218H232V216L233 215H235V213L236 212H239V211H241V212H243V211H253L252 210V208L254 207L253 205H251V204H249L248 203V201H247V199H246V197H247V192H248V190H243V188H242V190H236V189H233V190H231L230 191V193L228 194V195H222V191L224 190V189H226V187L229 189V187H228V184L230 185L231 184V179H230V177H231V169L233 168V165H234V161H235V156L236 155H239L241 152H247ZM253 150V152H254V149H252ZM9 151V150H8ZM7 150H6V148L5 147H3V146H0V153H1V155H4V157H5V154H7V152H8ZM11 151H12V149L8 152V154H7V156H9V160H8V162H10V160L11 159H13V160H15L14 159V157L13 158H11V156H13L14 155V152H13V155H9V153H11ZM27 151H28V149H27ZM26 151V152H27ZM64 151V150H63ZM144 151L146 152L147 151V149L146 150H143V156H144V154H146V153H144ZM194 151V150H193ZM263 151V150H262ZM17 152H16V154L15 155H17ZM35 152V151H34ZM34 152H33V154H34ZM43 152V151H42ZM46 152V151H45ZM44 152V153H45ZM61 152V150L59 151V153ZM66 152V151H65ZM70 152V151H69ZM78 152H80V150H77V153ZM86 152V151H85ZM91 153H93V151H90ZM99 152V150L97 151V153ZM105 152H106V150H105ZM140 152H141V150H140ZM139 152V153H140ZM264 152V151H263ZM29 153H31V152H29ZM36 153H39V151H36ZM51 153H52V151H51ZM94 153H96V152H94ZM101 153H102V151H101ZM112 153V152H111ZM116 153V152H115ZM115 153H114V155H115ZM248 153V152H247ZM246 153V154H247ZM255 153H256V151H255ZM57 154V153H56ZM55 154V155H56ZM63 154V153H62ZM71 153H69V155H70ZM110 154V153H109ZM249 154L250 153H248V156H249ZM19 155V154H18ZM20 155H21V153H20ZM26 156H27V154H25ZM30 154H28V156H29ZM52 155H53V153H52ZM68 155V154H67ZM67 155H66V157H67ZM72 155V154H71ZM76 155V154H75ZM168 155V154H167ZM257 155V154H256ZM62 156V155H61ZM88 156V155H87ZM93 156V155H92ZM100 156V155H99ZM106 156H107V154H106ZM141 156H142V154H141ZM148 156H151L152 157V155L148 152ZM148 156L146 157V159L148 158ZM240 156H242L241 154H240ZM23 157H24V154H23ZM30 157V156H29ZM33 157H34V155H33ZM41 157V156H40ZM63 157H64V154H63ZM75 157H77V156H75ZM186 157H187V155H186ZM198 157V156H197ZM243 157L244 156H242V159H243ZM250 157H251V155H250ZM1 158V157H0ZM18 157H16V159H17ZM21 157L19 156V158L17 159V163L16 164H18V161H19V159H20ZM25 158V157H24ZM24 158H23V160H24ZM46 158V157H45ZM69 158H71V157H69ZM79 158H81V157H79V155H78V159ZM89 158V157H88ZM87 158V159H88ZM223 158V159H222ZM5 159L6 158H4V161H5ZM27 159H29V158H27ZM33 158H30V161L32 160ZM43 159H44V154H43ZM65 159V161H66V158H64ZM74 159V158H73ZM83 159H85L84 157H83ZM86 159V160H87ZM133 159H134V157H133ZM148 159H150V158H148ZM191 159H192V157H191ZM194 159V158H193ZM203 159H205V158H203ZM247 158H245L244 160H246ZM249 159V158H248ZM247 159V160H248ZM262 159V158H261ZM13 160H12V163H13ZM39 161V159H37V155H36V161ZM57 160V159H56ZM97 160H98V158H97ZM104 160V159H103ZM112 160H113V158H112ZM202 160V159H201ZM209 160V159H208ZM237 160H239V159H237ZM243 160V161H244ZM259 160V159H258ZM2 161H3V157H2ZM1 161V159H0V163L1 164H3V162ZM69 161H70V163H72V161L69 159ZM68 161V162H69ZM96 161V160H95ZM104 161H107L106 160V158H105V160ZM124 161V160H123ZM140 161V160H139ZM142 161V160H141ZM144 161H145V159H144ZM193 161V160H192ZM241 161V160H240ZM257 161V160H256ZM260 161V160H259ZM8 162H7V164H8ZM25 162V161H24ZM33 162V161H32ZM45 162V161H44ZM47 162V161H46ZM62 162V161H61ZM74 162V161H73ZM108 162V161H107ZM116 162V161H115ZM131 162V161H130ZM147 162H148V160H147ZM250 162V161H249ZM254 162V161H253ZM26 163V162H25ZM28 163H29V161H28ZM41 163V165H44V163L42 164V162H40ZM40 163H36V164H40ZM79 163V162H78ZM86 163V162H85ZM89 163V162H88ZM119 163V162H118ZM137 163V162H136ZM236 163V162H235ZM241 163V162H240ZM239 163V164H240ZM0 164V165H1ZM10 164V163H9ZM15 164V163H14ZM16 164H15V166H16ZM62 164H64V163H62ZM95 164H97V163H95ZM125 165H126V163H124ZM123 164V165H124ZM145 164H146V162H145ZM238 163H237V165H239ZM5 165V164H4ZM48 165V164H47ZM69 165V164H68ZM74 165H76V164H74ZM100 165V164H99ZM136 165V164H135ZM141 165V164H140ZM236 165V166H237ZM255 165H258L257 164V162H256V164L254 163V167H255ZM8 166V165H7ZM12 166H13V164H12ZM45 166V165H44ZM106 166V165H105ZM109 166H110V163H109ZM137 166V165H136ZM177 166H178V164H177ZM259 166V165H258ZM5 167V166H4ZM19 167H20V165H19ZM18 167V168H19ZM24 167V166H23ZM28 167V166H27ZM72 167H73V164H72ZM92 167H94L93 165H92ZM122 167V166H121ZM138 167V166H137ZM143 167V166H142ZM142 167L140 166V168L142 169ZM168 167V166H167ZM6 168V167H5ZM4 168V171L6 170ZM12 168V167H11ZM25 169V171H28V169H26V166L24 167ZM31 168H33L32 167V165H31V167H30V169ZM35 168V167H34ZM126 168V167H125ZM139 168V167H138ZM261 168V167H260ZM1 169V168H0ZM23 169V168H22ZM22 169H21V171H22ZM45 169V168H44ZM98 169V168H97ZM128 169V168H127ZM168 169V168H167ZM169 169H171V166L169 167ZM215 169V171H213ZM238 169V168H237ZM256 169V168H255ZM3 170V169H2ZM1 170V171H2ZM11 170V169H10ZM32 170V169H31ZM39 170V169H38ZM101 170H103V169H101ZM124 170V169H123ZM135 170H136V167H135ZM251 170V169H250ZM4 171L3 172H0V173H4ZM15 171V170H14ZM20 171V172H21ZM131 171V170H130ZM138 171V170H137ZM137 171H135V173H137ZM160 171V170H159ZM169 171V170H168ZM172 171V170H171ZM171 171H169V172H171ZM252 171H253V169H252ZM251 171V172H252ZM256 171H257V169H256ZM256 171H254V172H256ZM44 172V170L42 171V173ZM91 172V171H90ZM97 172V171H96ZM128 172V171H127ZM134 172V170L132 171V173ZM161 172V171H160ZM165 172V171H164ZM241 172V171H240ZM250 172V173H251ZM253 172V175L251 176V174H250V177H249V175H248V177H249V179H248V181H250L252 178V180H251V182L254 180V178H255V176H254V173ZM7 173H8V171H7ZM7 173H6V175L5 174H3L4 176H7ZM61 173V172H60ZM98 173V172H97ZM141 174L143 173V172H140ZM233 173V172H232ZM10 174H12V171L11 172H9V176H10ZM28 174V173H27ZM99 174V173H98ZM238 173H236V175H237ZM241 174H242V172H241ZM246 174H248V172L246 173ZM258 174V173H257ZM257 174H256V176H257ZM262 174H263V172H262ZM30 175V174H29ZM14 176V175H13ZM12 176V177H13ZM15 176H16V172H15ZM21 176H23V174L21 173ZM51 176V175H50ZM50 176H49V178H50ZM53 176V175H52ZM93 176H94V174H93ZM133 176V175H132ZM137 176V175H136ZM241 176V175H240ZM259 176H260V173H259ZM44 177H46V176H44ZM43 177V178H44ZM58 177V175L56 176V177H52V178H50L49 180H47V179H40V176H39V178L38 177H35V178H33V180L31 181V183L30 184H24L25 183V180H24V182H23V184H18V185H16V186H11V187H13L12 189L10 188V191L8 192V195L7 196H5L6 195V193L7 192H5V195H4V198H1L0 199V219H7V221H8V219H11V221L14 219H19V218H22L23 217V215L25 214V213H33V214H36V215H34L35 217L36 216H45V215H47L48 214V212H49V214L50 213H55V214H57V215H65L66 213H65V211H64V209H65V205H66V202H67V198L65 197L66 195H64V194H60V195H57L58 196V198H57V200L55 199L56 197V195H54V199L56 200V202H52V203H48L49 204V206H47L46 208H44L43 209V206L45 207V205H43V203H42V207L41 206H39L38 204H33V203H31V202H29V201H26V191L29 189L30 191L32 190L33 192H36V193H38V194H43V197H44V194L48 191H51V189H50V187L52 186H54L56 183H57V181H58V179L59 178H57ZM245 177H246V175H245ZM48 178V177H47ZM72 178V177H71ZM133 178H134V176H133ZM154 178H156V177H154ZM238 178H239V176H238ZM242 178H244V177H242ZM257 178V177H256ZM256 178H255V180H256ZM260 178H261V176H260ZM264 178V177H263ZM19 179V178H18ZM24 179H25V176H24ZM62 179V178H61ZM84 179V178H83ZM142 179V178H141ZM246 179V178H245ZM6 180V179H5ZM27 180H29V179H27ZM26 180V181H27ZM47 180V181H46ZM92 181V180H91ZM257 181H258V179H257ZM261 181V180H260ZM17 182H18V180H17ZM233 182V181H232ZM237 181H235V185L237 184L236 183ZM234 183V182H233ZM248 183V182H247ZM259 183V182H258ZM263 183V182H262ZM68 184V183H67ZM137 184V183H136ZM242 184V183H241ZM243 184H244V181H243ZM257 184V182L255 183V184H253V185H256ZM264 184V183H263ZM150 185H151V183H150ZM234 185V184H233ZM247 185V184H246ZM249 185V184H248ZM261 185V184H260ZM66 186V185H65ZM251 186H252V183H251ZM51 187V188H52ZM63 187V186H62ZM122 187V186H121ZM232 187V186H231ZM235 187V186H234ZM243 187H245V185L243 186ZM257 187V186H256ZM238 188V187H237ZM241 188V186H239V189ZM253 189H255L254 187H252ZM58 189V188H57ZM63 189V190H62ZM61 190L62 191H64V188H62ZM72 189V188H71ZM65 190H66V188H65ZM252 190V189H251ZM7 191V190H6ZM28 192V191H27ZM56 192V191H55ZM67 192V191H66ZM250 193H251V191H249ZM29 194H30V192H28ZM27 193V194H28ZM69 193V192H68ZM249 193V194H250ZM4 194V193H3ZM48 194V193H47ZM59 194V193H58ZM70 194V193H69ZM100 194V193H99ZM9 196V197H8ZM5 197L7 198H9V199H11L12 200V202H14V204H10L9 202H7L6 200H5ZM99 197V196H98ZM28 198V197H27ZM101 198V197H100ZM95 199H96V197H95ZM93 200H94V198H93ZM103 200H104V198H103ZM47 201V200H46ZM97 201H98V199H97ZM11 202V203H12ZM40 203V202H39ZM41 203H40V205H41ZM92 203H93V201H92ZM104 203V202H103ZM46 204V203H45ZM67 204H69L68 202H67ZM84 204V203H83ZM160 204V203H159ZM259 204V203H258ZM80 205H81V203H80ZM95 205H96V203H95ZM106 205V204H105ZM111 205V204H110ZM136 205V204H135ZM77 206V205H76ZM89 207L91 206V205H88ZM139 205H137L136 207H138ZM253 206V207H252ZM259 206V205H258ZM68 207V206H67ZM85 207H86V205H85ZM92 207V206H91ZM90 207V208H91ZM40 208H42L43 210H44V212L43 211H41V212H38V210L40 209ZM140 208V207H139ZM163 208V207H162ZM167 208V207H166ZM82 209H84L83 207H82ZM88 209V208H87ZM102 209L103 208H101V211H102ZM144 209V208H143ZM41 210V209H40ZM91 210V209H90ZM99 210V209H98ZM104 210V209H103ZM82 211V210H81ZM86 211V210H85ZM89 211V210H88ZM96 211V210H95ZM87 212V211H86ZM149 212V210H147V213ZM255 212V211H254ZM78 213V212H77ZM76 213V214H77ZM89 213V212H88ZM152 213V212H151ZM180 213V214H181ZM262 213V212H261ZM149 215H148V217L149 216H151V218L152 219H150V217L148 218V217H146V219H144V220H148L149 221V223H151V220H153L152 222V224H151V226L148 228V225H145V222H144V225L145 226H147V229L149 230V229H151V230H149V234H151V233H153L155 236H156V238L155 237H153V234H151V235H148V237L150 238L149 239V241L150 240H153V242H151V243H153L152 244V246L149 248V246H150V244L148 245V248H147V245L144 247V249L142 250V253H143V261H142V263L141 264H160V261L161 260H163V257H165V255L167 254V257H166V260H167V258H168V253H167V251L169 252V250H170V246H171V244H169L168 243V237H167V232H166V228L168 227V224H169V227L170 228H172L173 227V229H174V227H176V229H179V230H181V231H184V232H188V233H190V230H188L186 227H183V226H177V224L176 223H173L172 222V224L173 225H171V223H167V221H169V220H167V221H165L164 219H162V217H161V220H160V218L159 219H157V216L158 215H155V214H150V212L148 213ZM242 214V213H241ZM248 214V213H247ZM260 214V213H259ZM30 215V214H29ZM52 215V214H51ZM89 217H93L94 218V216H96L97 215V211L96 212H93L92 211V213H89ZM102 215V214H101ZM153 215H154V217H153ZM187 215V213L185 214V216ZM242 215H244V213L242 214ZM248 215H250V213L248 214ZM33 216V217H34ZM49 216V215H48ZM48 216H47V219H48ZM146 216H147V214H146ZM183 216V215H182ZM46 217V216H45ZM87 217H88V214H87ZM102 217H104V216H102ZM159 217V216H158ZM187 217V216H186ZM32 218V217H31ZM38 218V217H37ZM40 218H42V217H40ZM96 218V217H95ZM131 218V217H130ZM156 218V220H154ZM255 218V217H254ZM83 219V218H82ZM118 219H119V217H118ZM248 219V218H247ZM35 220V219H34ZM51 220V219H50ZM49 220V221H50ZM101 220V219H100ZM104 220H105V217H104ZM103 220V221H104ZM107 220V219H106ZM105 220V221H106ZM114 220V219H113ZM113 220L111 221H107L106 223H107V228H108V231H109V234L112 236H110L109 234H108V238L107 239H109V236H110V238H114L115 236L117 237V235H118V233L119 232H121L120 231V229L118 228V224H117V222H113ZM144 220H142V221H144ZM157 220H158V222L159 223H161V225H162V223H166V225L165 226H162L161 228H160V224H158V225H156V222H157ZM239 220H240V218H239ZM249 220V219H248ZM247 220V221H248ZM258 220V219H257ZM16 221V220H15ZM40 221V220H39ZM84 221H85V219H84ZM87 221V220H86ZM89 221V220H88ZM95 221V220H94ZM105 221H104V223H105ZM125 221H126V218H125ZM133 221V220H132ZM156 221V222H155ZM247 221H243V222H247ZM252 221V223H253V220H251ZM1 222V221H0ZM6 222V221H5ZM13 222V221H12ZM42 222V221H41ZM76 222H77V220H76ZM157 222V223H158ZM171 222V221H170ZM239 222H241V221H239ZM243 222H242V224H243ZM43 223V222H42ZM57 223V222H56ZM103 223V224H104ZM118 223H119V221H118ZM128 223V222H127ZM147 224H148V222H146ZM154 223H155V225H154ZM10 224V223H9ZM23 224V223H22ZM32 224V223H31ZM59 224V223H58ZM58 224H57V226H58ZM95 224H96V222H95ZM120 224V223H119ZM142 224V223H141ZM140 224V225H141ZM163 224V225H164ZM175 224V225H174ZM240 224V223H239ZM245 224V223H244ZM249 224V223H248ZM248 224H247V226H248ZM258 224H259V222H258ZM263 224V223H262ZM5 225H6V228L7 227H9V226H7V224L5 223ZM11 225V224H10ZM14 225V223L12 224V226ZM24 225H25V223H24ZM23 225V226H24ZM46 225V224H45ZM65 225V224H64ZM97 225H100V224H97ZM122 225H123V228H124V226H125V224H123L122 223ZM121 225V226H122ZM133 225V224H132ZM137 225V224H136ZM140 225L139 226H137V228L138 227H140ZM201 225H202V223H201ZM4 226V225H3ZM3 226H2V230H3ZM22 226V225H21ZM21 226H19V228L20 229H22V230H24L26 227L25 226H27V223H26V225L24 226V229H23V227L21 228ZM31 226V225H30ZM32 226H33V224H32ZM31 226V227H32ZM49 226V225H48ZM82 226V225H81ZM80 226V227H81ZM93 226V225H92ZM145 226H144V229H145ZM203 226V225H202ZM201 226V227H202ZM206 226V225H205ZM245 226H246V224H245ZM255 226V224L253 225V227ZM28 227H29V225H28ZM27 227V228H28ZM29 228V230H31V231H33L32 230V228ZM85 227H86V225H85ZM102 227V226H101ZM126 227H128V225H126ZM136 227V226H135ZM163 227H165L164 228V231H165V236H166V238L165 237H163L162 236V234L164 235V232L162 231V229H163ZM241 227H243V226H241ZM11 228V227H10ZM52 228V227H51ZM83 228V226L81 227V229ZM87 228V227H86ZM91 228V227H90ZM137 228H135L134 229V231L135 230H137ZM141 231H139V234H137V236L138 237H140V235L142 234L143 236H141V239L142 240H144L143 239V237L144 236H146V234L148 233L147 232V230L146 231H144V229H143V226H141ZM230 228V229H229ZM240 228V227H239ZM13 229V228H12ZM33 229H34V227H33ZM49 229H50V227H49ZM49 229H48V231H49ZM52 229H54V228H52ZM71 229V228H70ZM69 229V230H70ZM96 229V228H95ZM104 229V228H103ZM122 229V228H121ZM128 229V228H127ZM130 229H132L133 230V228H131L130 227ZM236 229H238V227L236 228ZM249 229V228H248ZM255 229V228H254ZM260 229V228H259ZM4 230H5V227H4ZM3 230V231H4ZM14 230V229H13ZM28 230V231H29ZM87 230H88V228H87ZM90 230H92V229H90ZM94 230V229H93ZM231 230V231H232ZM6 231V230H5ZM21 231V230H20ZM19 231V232H20ZM31 231H29V235H30V233H31ZM45 231H47V230H45ZM45 231H44V233H45ZM55 231V230H54ZM79 231V230H78ZM85 231V230H84ZM84 231H82V232H84ZM100 231H101V229H100ZM108 231H107V233H108ZM126 230H124V232H122L123 233V235H124V233H126L127 234V232H128V230H127V232H125ZM142 231H144V233H142ZM234 231H233V233H234ZM249 231V230H248ZM257 231V230H256ZM22 232V231H21ZM24 232V231H23ZM27 232V231H26ZM50 233H51V231H49ZM49 232H48V234H49ZM70 232H72V231H70ZM86 232V231H85ZM138 232V231H137ZM146 232V233H145ZM220 232V231H219ZM243 232H245V230L243 231ZM251 232H252V230H251ZM262 231H260V233H261ZM43 233V234H44ZM72 233H74V232H72ZM78 233V232H77ZM81 233V232H80ZM104 233V232H103ZM192 233H193V231H192ZM246 233H248V232H246ZM253 233H255V232H253ZM2 234V233H1ZM21 234V233H20ZM23 234V233H22ZM65 233H63V235H64ZM69 234V233H68ZM71 234V233H70ZM100 234H101V232H99V236H100ZM134 234V233H133ZM194 234V233H193ZM195 234H197V233H195ZM245 234V233H244ZM256 234V233H255ZM264 234V233H263ZM3 235V234H2ZM36 235V234H35ZM53 235H54V233H53ZM58 235H59V233H58ZM75 235H76V233H75ZM198 235V234H197ZM200 235V237H203V235L201 236V234H199ZM199 235H198V238H199ZM234 235V234H233ZM252 235V234H251ZM258 235H260L259 233H258ZM257 235V237H259ZM22 236V235H21ZM24 236V235H23ZM31 236H33V234L31 235ZM72 236L73 235H71V239H72ZM79 236V235H78ZM105 237L104 238H106V235H104ZM114 236V237H113ZM168 236L170 237V235L168 234ZM239 236V235H238ZM261 236V235H260ZM29 237V236H28ZM28 237H26L27 238V241H28ZM34 237V236H33ZM45 237V236H44ZM64 237H66V236H64ZM69 237H70V235H69ZM75 237V236H74ZM79 237H81V236H79ZM88 237H90V236H88ZM95 237V236H94ZM96 237H98V233H97V236ZM159 237V238H158ZM161 237V238H160ZM48 237H47V235H46V239H47ZM57 238V237H56ZM61 238H62V235H61ZM81 238H83V237H81ZM103 238V239H104ZM252 238H254V237H252L251 236V239ZM264 238V237H263ZM35 239V238H34ZM40 239V238H39ZM45 239V238H44ZM49 239V238H48ZM64 239H66V238H64ZM102 239V238H101ZM119 239V238H118ZM172 239V237L169 239V240H171ZM250 239V240H251ZM9 240H10V237H9ZM15 240L17 241L18 240V237H17V239L15 238ZM59 240H60V238H59ZM77 240H79V239H77ZM77 240H76V242H77ZM110 240V239H109ZM117 240V239H116ZM132 240H133V238H132ZM140 240V239H139ZM240 240V239H239ZM244 240L246 241V238H244ZM256 240V243H257V240L258 239H255ZM13 240H11V242H12ZM22 241H23V238H22ZM30 241V240H29ZM28 241V242H29ZM35 241V240H34ZM50 241L52 242L53 240H51V238H50ZM90 241V240H89ZM113 240H111L110 242H112ZM141 241V240H140ZM148 241V240H147ZM147 241H146V243H147ZM171 241H174V240H171ZM193 240H190V243H191V245H190V247H191V249L193 248V246L196 244V248H197V243L195 242V241H193V242H195V244H193V242H192ZM248 241V240H247ZM24 242H25V240H24ZM40 242V241H39ZM39 242H37V244L39 243ZM80 242V241H79ZM82 242V241H81ZM184 242V241H183ZM182 242V243H183ZM261 241H259V243H260ZM32 243H34L33 241H32ZM41 243H42V241H41ZM63 243V242H62ZM114 243H115V240H114ZM118 243V242H117ZM135 243V242H134ZM182 243H180V245L182 244ZM219 243V242H218ZM222 243V242H221ZM255 243V244H256ZM23 244V243H22ZM36 244V245H37ZM55 244H56V241H55ZM76 244V243H75ZM92 244V243H91ZM116 244V243H115ZM141 244H145V240H144V243H141ZM148 244V243H147ZM188 244V243H187ZM187 244H183L184 245V248H185V246H189V245H187ZM192 244H193V246H192ZM12 245V244H11ZM19 245V244H18ZM35 245V244H34ZM109 245H111V244H109ZM138 245V244H137ZM137 245H136V247H137ZM224 246H225V244H223ZM49 245H48V241H47V243L45 244H39V246L38 247H43L44 248V251L46 250L45 248H47ZM52 246V245H51ZM70 246V245H69ZM76 246V245H75ZM74 246V247H75ZM135 246V245H134ZM199 246V245H198ZM246 246H248L247 244H246ZM253 246V245H252ZM258 246V245H257ZM5 247H6V245H5ZM30 247H31V244H30ZM55 247V246H54ZM64 247H66V246H64ZM89 247V246H88ZM88 247H87V249H88ZM106 247H108L109 248V246L108 245H106ZM118 247H119V245H118ZM123 247H125V246H123ZM140 247H141V245H140ZM139 247V248H140ZM175 247V246H174ZM173 247V245H172V249L174 248ZM201 246H199L198 248H200ZM203 247V246H202ZM207 247V246H206ZM209 247V246H208ZM215 247L217 248V246L215 245ZM215 247H214V249H215ZM249 247H251V246H249ZM255 247V246H254ZM15 248H16V246H15ZM24 248V245H22L21 246V248L20 249H23ZM28 248V247H27ZM42 248V249H43ZM53 248V247H52ZM51 248V249H52ZM60 248H62V246H60ZM67 248V247H66ZM70 248V247H69ZM94 248H95V246H94ZM105 248V247H104ZM138 248V247H137ZM137 248H133V249H137ZM177 248L178 247H176V250H177ZM195 247H194V249H196ZM210 248L212 249V247L210 246ZM218 248H219V246H218ZM221 248L222 247H220V249L218 250V252H219V254L217 253V255H218V257L215 259V264H230V261H229V259H230V257H233V255H235V254H233L234 253V250H233V253H232V250H231V252L230 251H228V252H226L225 253V255L223 256H221L220 254H221ZM228 248V246H226V249ZM32 249V248H31ZM35 249H37V246L35 247ZM39 249V248H38ZM89 249H91V248H89ZM125 249H126V247H125ZM128 249H130L129 247H128ZM187 249H189V248H187ZM201 249V248H200ZM225 249V250H226ZM231 248H229V250H230ZM1 250H2V246H1ZM1 250H0V253H2L1 252ZM15 250V249H14ZM18 250H19V248H18ZM40 250V249H39ZM72 250V249H71ZM80 250V249H79ZM96 250V249H95ZM94 250V252L97 254V251H100L101 252V254H102V256H103V252L99 249L98 250V248H97V250L95 251ZM112 250V249H111ZM116 250V249H115ZM120 250H121V248H120ZM183 250H186V248L185 249H183ZM183 250H182V252H183ZM208 250H209V248H208ZM207 250V251H208ZM222 250L224 251V249L222 248ZM28 251H29V254H30V250L28 249ZM27 251V252H28ZM35 251V250H34ZM38 251V250H37ZM36 251V252H37ZM62 251V250H61ZM65 251V250H64ZM103 251H104V249H103ZM106 251V250H105ZM105 251H104V253H105ZM122 251H123V249H122ZM131 251H132V246H131ZM136 251V250H135ZM194 251V250H193ZM201 251H203V249H201ZM206 251V250H205ZM257 251V250H256ZM16 252H17V250H16ZM26 252V251H25ZM35 252V253H36ZM43 252V251H42ZM68 252V251H67ZM70 252V251H69ZM93 251H90V253H94ZM99 252V253H100ZM114 253H116L115 251H113ZM133 253H134V251H132ZM132 252H131V254H132ZM189 252V251H188ZM196 252V251H195ZM197 252H198V249H197ZM210 252H212V250L210 251ZM253 252H255V251H253ZM260 252V251H259ZM19 254H20V252H18ZM21 253H22V251H21ZM35 253H34V255H35ZM40 253V252H39ZM45 253V252H44ZM66 253V252H65ZM82 253V252H81ZM110 253V252H109ZM137 253V252H136ZM141 253V252H140ZM170 253V252H169ZM187 253V252H186ZM261 253V252H260ZM6 254V253H5ZM23 254H25L24 252H23ZM46 254V253H45ZM76 254V253H75ZM122 254H126V256H127V254H128V251L126 252L125 250H124V253H122ZM138 254V253H137ZM177 254H179V252L177 253ZM180 254H181V250H180ZM190 254V253H189ZM187 254V256H190V255H192V254ZM200 254H203V253H200ZM212 255H211V257L213 256V253H211ZM216 254V253H215ZM231 254H233V255H231ZM56 255H57V253H56ZM56 255H55V257H56ZM67 255V254H66ZM88 255V254H87ZM98 255H100V254H98ZM97 255V256H98ZM107 255V254H106ZM110 255V254H109ZM108 255V256H109ZM116 255H117V253H116ZM119 255H120V253H119ZM118 255V256H119ZM136 255V254H135ZM134 255V256H135ZM140 255V254H139ZM175 255V254H174ZM195 255V254H194ZM12 256V255H11ZM51 256V255H50ZM102 256H101V258H102ZM104 256H105V254H104ZM121 256V255H120ZM137 256V255H136ZM163 256V257H162ZM181 256H182V254H181ZM183 256H185V254L183 255ZM203 256H204V254H203ZM205 256H206V253H205ZM209 256V255H208ZM247 256V255H246ZM254 256V255H253ZM6 257H7V255H6ZM5 257V258H6ZM8 257H9V259H10V256L8 255ZM37 257H38V255H37ZM41 257H43V259L45 258L43 255H41ZM58 257V256H57ZM68 257H69V255H68ZM74 257H76V256H74ZM87 257V256H86ZM90 257V256H89ZM176 257V256H175ZM186 257V256H185ZM185 257H183L184 259H185ZM197 257H198V255H197ZM201 257V256H200ZM2 258V257H1ZM4 258V260H6ZM22 258V257H21ZM40 258V257H39ZM51 258V257H50ZM59 258H60V256H59ZM78 258V257H77ZM88 258V257H87ZM98 258H100V257H98ZM108 258V257H107ZM107 258H105V260L107 261ZM115 258H116V256H115ZM121 258H122V256H121ZM135 258V257H134ZM133 258V259H134ZM161 258V259H160ZM169 258H171V257H169ZM179 258V257H178ZM188 258V257H187ZM186 258V259H187ZM206 258H207V256H206ZM213 258V257H212ZM243 258H245V257H243ZM243 258H242V261H239V262H234V264H248V263H246L245 261H243ZM252 257L250 256V258H247V262H248V260L249 259H251ZM26 259V258H25ZM31 259V258H30ZM52 259V258H51ZM58 259V258H57ZM67 259V258H66ZM70 259V258H69ZM75 259V258H74ZM81 258H79V260H80ZM84 259V258H83ZM90 259V258H89ZM91 259H92V257H91ZM127 259V258H126ZM136 259H137V257H136ZM189 259H190V257H189ZM208 259V258H207ZM256 259V258H255ZM3 260V258L1 259V261ZM61 260H63V259H61ZM96 260H98V259H96ZM95 260V261H96ZM109 260L110 261H113L114 260V257H113V260H111V258H109ZM117 260H120V258H118ZM135 260V259H134ZM142 260V259H141ZM170 260H172V259H170ZM174 260H175V258H174ZM174 260H172V261H174ZM197 260V259H196ZM204 260H205V258H204ZM204 260L203 259H200V261H203L204 262ZM233 260V259H232ZM236 260V259H235ZM238 260V259H237ZM240 260V259H239ZM24 261V260H23ZM27 261H28V259H27ZM33 261V260H32ZM38 261H39V259H38ZM51 261V260H50ZM53 261V260H52ZM65 261V260H64ZM74 261V260H73ZM94 261V260H93ZM115 261H116V259H115ZM164 261V260H163ZM176 261H178L177 259H176ZM193 261H194V259H193ZM192 261V263H195V261L193 262ZM210 261H211V258H210ZM212 261H213V259H212ZM4 262V261H3ZM17 262V261H16ZM80 262V261H79ZM98 262V264H99V261H97ZM101 262V261H100ZM175 262V261H174ZM180 262H182L183 264H184V262L183 261H181L180 260ZM179 261H178V264L180 263ZM186 262V261H185ZM232 262V261H231ZM262 263H263V260L261 261ZM1 263V262H0ZM8 263H9V261H8ZM13 263H14V260H13ZM12 263V264H13ZM66 263V262H65ZM64 263V264H65ZM71 263H72V261H71ZM81 263V262H80ZM89 263V262H88ZM102 263V262H101ZM165 263H166V261H165ZM164 263V264H165ZM182 263H180V264H182ZM205 263H206V261H205ZM19 264V263H18ZM25 264H26V262H25ZM30 264V263H29ZM32 264V263H31ZM39 264V263H38ZM50 264V263H49ZM55 264H56V262H55ZM79 264V263H78ZM82 264V263H81ZM83 264H84V261H83ZM94 264H95V262H94ZM103 264H104V262H103ZM109 264V263H108ZM115 264H120V263H118V262H116ZM124 264H135V261L132 263V262H126V263H124ZM161 264H162V262H161ZM168 264V263H167ZM175 264H176V262H175ZM200 264H201V262H200ZM204 264V263H203ZM208 264V263H207ZM209 264H210V262H209ZM214 264V263H213ZM233 264V263H232ZM254 264H255V262H254ZM257 264V263H256ZM258 264H260V262L258 263ZM264 264V263H263Z\"/></svg>",
    "mask_w": 264,
    "mask_h": 264
}]
</instances>
